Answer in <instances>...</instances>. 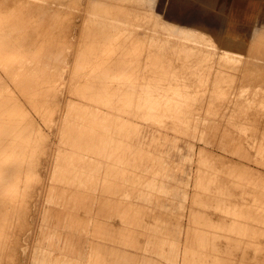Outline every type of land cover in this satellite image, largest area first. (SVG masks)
Listing matches in <instances>:
<instances>
[{"label":"rangeland","instance_id":"rangeland-1","mask_svg":"<svg viewBox=\"0 0 264 264\" xmlns=\"http://www.w3.org/2000/svg\"><path fill=\"white\" fill-rule=\"evenodd\" d=\"M3 1L4 0H0L1 3H3ZM43 1H45V2H42V0L41 1L35 0V2H34V0L33 1L32 0H30V1L26 0V2L24 0H20V2L18 0H15V1L14 0H5L4 2L8 6H6L5 9H2L4 6H2V7L0 6V19H2V20H0L1 21L0 27L3 31H5V32H3L2 30L0 31V33H1L0 39L2 38V40H3V42H2V40H0V50H1L0 51V63L3 64V62L6 60V58H8L9 55H13L12 51L16 47L18 49H22V48L24 50L26 49L24 51V53L19 54V55H21L20 59H23L20 64L22 66H25V69L23 71L22 70L19 71V75H18V71L14 72V73L7 74L6 69H5L6 65L3 64V66H2L0 64V83H1V88H2V91L0 92V95H1L0 96V108H1L0 109V121H1L0 127H2V128H0V130H1L0 131L1 132L0 133V136H1V138H0V140H1L0 149L2 148V150H0V159H1L0 160V167H1L0 171L3 170V168L6 166V162L8 163L10 161L9 163H11L12 161L17 160V158L20 157L19 150L25 144V140H23L24 138L22 139L21 137L30 138L32 136L31 138H34L33 135H30V132H31V134L37 133L36 135L39 138H40V136L45 138L46 140L43 138L41 139L43 141L45 140V142L47 141V138H48V142L46 144L43 143V141L41 142V144H39V142L36 141V143L33 147V149H36V150L34 151L32 149L31 153H29V154H32L31 157H33L35 154V156H37V160L39 159L38 160L39 163L35 160L36 157L31 158L32 160L34 159L33 161L35 163L30 162L31 159L29 160L30 164L31 163L35 164L34 169L36 172L33 171L34 169L32 170V173L34 172L32 175L33 177L30 176L31 174L29 173L27 175L28 180L26 181V179H27L26 176L23 177L24 180H22L23 179L22 176L20 178V176L16 175L18 177L17 179H15L16 176H14V177L10 176V178H8V180L5 181L6 183L3 182L4 183L3 186H2V184L0 185V191L3 192L2 194L5 195L7 193L5 196L9 197L8 203H10V198H11L12 199L11 203H15V201L17 200L16 204H17L18 208H19L20 204H28L29 205V206H27V208H28L27 212L23 213L24 214L23 216H25L26 218L23 217V219H21V220H23V222L21 221L19 223V225L17 226V232L15 233V237H18L20 239V243L22 245L20 248V251H19V260H20V257L23 253L27 254V252L30 253L32 251V246H34V244H37L36 247L40 244L42 239H40L38 235L40 233H42V228H43L44 222L47 220L53 221V220H55L56 217H59L61 219L63 218L64 220H65V218H67V220L70 223V226L77 229V232H79V234L84 237V241L86 238L85 251H86L87 257H86L85 264H100V263H102L103 259H101V258H103L104 253L103 254H101V253L104 252L103 246L105 245V243L111 247H113L115 245L117 246L118 240H120L118 235L120 234L121 228L125 227V225H127L128 227H132L136 224L139 225V222H141L140 228H143V227L155 228L156 226H160V229H161L160 234H162L164 236L168 234V233H166V231H169L170 227L173 226V228H176L175 229L176 230V232H175L176 236L175 237L178 241V245H180V248H183V242L186 240V236H187L188 231L189 230L197 231L196 230L197 228L198 229L200 228L199 231H197V232H199V233L204 232L203 233L204 235H206L207 233H205V232L208 231L210 234H208L209 236L207 238H209V237L212 238L211 237L212 235H213V237H215L214 234H212V232L217 231V228L219 226H222L223 223H226V224H223V225H225L226 229L225 228L223 229L224 226H222L221 227L222 230L219 227L218 231L221 230L222 234H227V236H230V235H228V234H230V232L228 231V228H229L228 226L230 223H232V221H228V222H230V223H228L227 221L224 222L222 220L223 222H221L222 217L218 216V217H220V220H219V218L213 214L214 211H215V213L218 211L216 214H223L224 209H222L223 211L217 210L218 208H217V205H215V203H207V205H206L205 199L202 198L204 200L203 202H205L204 204H202L203 202H202L201 197H199L198 200L196 198V197H198L199 193L202 191H204V192H202L204 194L205 193L206 194L211 193L213 195H217L220 197H222L221 196V194H222L225 196V194H224V193H226L225 191L223 193H219V191L222 192V190L220 189V186L221 187L223 186V188L226 189L228 182H230L231 185L230 184H229L230 186L228 185L229 188H236L237 190L239 188H243L244 190L240 189L241 190L240 192H244V194L248 193L247 196L244 195L243 193H239L238 197L243 196V195L246 196V198L248 197L247 198L248 200H247L243 196V200L244 201L246 200V203L248 204V206H250V203H251V206H253V204H254L253 209L256 210L255 207H257L256 211L259 213L258 214L256 212L258 215V219L262 218L261 224H260V222H258L259 221L258 220L257 222L255 221L254 226H252L253 225L252 221H253V219L257 220L256 219L257 216H256V218L254 217L252 219V215L247 216V214L250 215L252 213L246 212L247 213L246 216L248 218L250 217L249 220L250 219H252V220L249 221L248 219L246 220V218H245V222H243V223L240 222V223L244 224V225H242V228L244 229V230L243 229L242 230L244 232L243 231H242L243 233L241 231H240L241 233L238 232V234H239L238 237L243 239V240H245V239L249 240L248 243H250V244H249V247L247 248L246 251L248 252L250 257H251L250 253L253 252L254 255L252 254V257H251V258H253L252 260L255 261V259H257V260L260 259V263H258V262L257 263L258 264H264V260L262 259V258H264V255H263L264 254V251H263L264 240H262L263 242L261 241V238L264 239L263 238L264 237L263 236L264 230H262V229H264L263 228L264 222L262 223V221H264L263 220L264 210H262V208L264 207V204H262V203H264V199L261 197V195L264 194V191H262V190H264V159H263L264 158V0H261L259 8L257 6L251 7L249 9V11H251L250 14H233V15L227 14L226 8H217V7H214V5L211 6L208 2H206V0L205 1L204 0H140V1L139 0H48V1L43 0ZM46 1L51 3V4L46 3ZM13 2H14V4H13ZM28 2H29V4H28ZM22 3H23V5H22ZM36 3H38L39 6ZM45 3L47 5L49 4L50 6L45 7V5H46ZM32 4H35V6ZM10 5H12V6H10ZM40 5H42V6H40ZM16 6H17V8H16ZM22 6H24V9ZM13 8L14 9L16 8L15 11H13L14 10ZM56 8L59 11L56 10ZM22 9H23V11H22ZM25 9H28L29 11L34 10L35 13H34V11H32L33 13L31 14V11L30 12L28 10L25 11ZM35 9H37L38 11L41 10L42 12L39 11L40 14L37 15L38 11ZM44 9H46V10H44ZM54 9L56 10V12H59V15H57L58 13L54 12L55 11ZM19 10H21V12ZM51 10L54 13H52ZM137 11H139V12H137ZM252 11L254 13H252ZM4 12L6 13V15H3ZM16 12H17V14H16ZM23 12H25L27 14L29 13L28 14L29 17L27 14L25 15V13H23ZM19 13L20 14L22 13L21 16H19V17L16 16V15H19ZM41 13L45 15L44 18H43L44 15H42ZM7 14H9V15H7ZM34 14L37 15L36 18H35ZM53 14L55 16L57 15L56 17L58 19L56 17L52 19V17H54ZM12 15L15 17H13ZM7 16H8V18H7ZM30 16H31V18H30ZM10 17H12L11 20L13 22L10 21ZM23 17H24V20H23L24 23L28 22V25L24 24L25 25L24 27L25 28L27 27L26 29L23 28V26H22L23 22L21 20L23 19ZM38 17L40 19L37 20ZM25 18L26 19L30 18L29 19L30 21L29 20L26 21ZM33 18L35 20H33ZM45 18H46V22L48 19L47 25L49 23L48 26L46 25L47 28L51 27L50 25L54 26L52 28H48V30L50 29L49 32H48L46 27L45 28L43 27L44 24H46ZM41 19L44 21H42ZM55 19H57V20H55ZM3 20H5L6 22ZM39 20H41V21L39 22ZM116 20H117V22H116ZM15 21L17 22L18 25L16 24ZM50 21H52V22H50ZM59 21H61L60 24L59 25L56 24V22L59 23ZM43 22H44V24H43ZM123 22H125V23H123ZM11 23L13 25H16L15 27H17V26L18 27L15 29ZM36 23H38L39 25H42V27L37 28L38 24L35 25ZM110 23L111 24L113 23L112 28H110L111 27ZM10 24H11V26H10ZM29 24H31L35 27L33 28ZM104 24H105V26H104ZM9 27H10L9 30H11V31H9V30L6 31L5 29H8ZM60 27L62 29L64 28L63 31ZM108 27H109V29H108ZM31 28L36 30L39 35L36 33V31L32 30ZM12 29L16 30V32H13L14 30H12ZM20 29H22V31L25 29V31H27V32H24V31L22 32ZM119 29H120V31H118ZM52 30L55 31L56 34L54 33L52 35V33H53ZM57 30H59V31H57ZM96 30L97 31L100 30V31L97 32ZM110 30H111V32H110ZM43 31H44V33H43ZM18 32L20 34H18ZM57 32H58V34H57ZM94 32L95 33L97 32V34H95ZM105 32H106V34H104ZM114 32H116V33H114ZM24 33H28V35L24 34ZM42 34H44V36H41ZM116 34H117V37H116ZM20 35H21V37H20ZM47 35L52 36V37L49 38ZM55 35H56V38L59 39L58 43L61 42L63 45L66 44L65 45L66 47L64 46V49L61 48V47H63L62 44L59 45L58 43H55V44L51 43V42H56L57 39L54 37ZM99 35L101 37H103L104 40L100 41L103 38H100ZM104 35L106 36V38ZM30 36H32V38H34V40L35 39H37V40L33 41V39ZM62 36L64 38H66V40ZM17 37H18V39H17ZM40 37H42L41 38L42 43L40 42V39H39ZM154 37L157 39H155ZM85 38H86V40H85ZM54 39H55V41H52ZM61 39H62V41H60ZM97 39L98 40L100 39L99 40L100 42L96 41ZM105 39H106V41H105ZM8 40H9V42H8ZM107 40H109L110 42L112 41V43H110L108 41V43H109L108 44ZM5 41H7V44L5 43ZM104 41L106 42V44L103 43ZM31 42H32V44H31ZM36 42H37V44H36ZM48 42H49V44H48ZM147 42H148V44H147ZM24 43H26L25 46L28 43L30 45L28 44V46L25 48ZM68 43H69V45H68ZM95 43H97V44H95ZM113 43H115V44H113ZM127 43H129V44H127ZM13 44H14V46H13ZM40 44H42V46L44 45L43 48ZM56 44H58V46H60V47L57 46L58 50H57V48H55L56 46L53 47V45H56ZM98 44L99 45L103 44L102 45L103 47H101V46L99 47ZM8 45H10V46H8ZM47 45H50V46L48 47ZM94 45H96L97 47L96 46L94 47ZM124 45L126 48L124 47ZM46 46L48 47V49L44 48ZM105 46L108 49L106 48V49L102 50V48H105ZM108 46L109 47L111 46L110 49ZM115 46H116V48H115ZM136 46H138V47H136ZM11 47H12V49H11ZM50 48H51V53L49 51ZM53 48H55V49H53ZM95 48H97V49L99 48L100 50L96 49L94 51ZM31 50H32V52H31ZM35 50H37L36 51L37 53H38V50L40 52L38 54H36ZM59 50H60V52H59ZM106 50L109 51L111 54H108L109 52L107 53ZM120 50H121V52H119ZM14 51H18V50L16 49ZM65 51L67 54L65 53ZM93 51L95 54L93 53ZM96 51H97V57L95 56ZM101 51H103V52L101 53ZM131 51H133V52H131ZM144 51H145V53H144ZM3 52H4V54H2ZM26 52H28V53H26ZM30 52H31V54L33 53L34 56L33 55L30 56ZM63 52L65 55L63 54ZM113 52H114V54H113ZM128 52H130L128 54L129 56L127 55ZM16 54L17 53H15V55ZM103 55H104V57H103ZM114 55L117 59H115ZM45 56H46V58H45ZM62 56H63V58H62ZM93 56L95 58H93ZM3 57H4V59H2ZM54 57H55V63H56V60L58 63V64L56 63V65L53 62ZM163 57H164V59H163ZM34 58L35 59L37 58V59L35 60ZM61 58H62V62H61ZM83 58H84V60H83ZM118 58H120V59H118ZM94 59H96V60H94ZM111 59H112V62H111ZM124 59H126V60H124ZM48 60H51V61H48ZM73 60H74V62H73ZM98 60H99V62H98ZM124 61H125V63H123ZM66 62H67V64H66ZM88 62L91 63V65ZM96 62H98V63H96ZM53 63H54V65H53ZM112 63H113V65H112ZM150 63H151V65H150ZM26 64H27V66H26ZM59 64H60V66H59ZM61 64H64L63 67ZM71 64H73L74 66ZM92 64H94V65H92ZM95 64H97V65H95ZM101 64H102V66H101ZM135 64H137V65L135 66ZM105 65H106V68H105ZM108 65H110L109 68H107ZM111 65L113 66V68L111 67ZM131 65H133V66H131ZM22 66L20 67V69H22ZM41 66L42 67L44 66L45 68L43 67V69H42ZM114 66H115V68H114ZM110 67H111V69H110ZM151 67H152V69H151ZM50 68H53L54 70L50 69ZM58 68H59V70H58ZM87 68H89V69H87ZM90 68H92V70H90ZM103 68H104V71H103ZM133 68H134V70H133ZM143 68H144V70H143ZM46 69H47V71H45ZM113 69H115V70L112 71ZM139 69H141V70H139ZM109 70H110V72H109ZM124 70L126 72H124ZM135 70H137V72H135ZM42 71H43V73H42ZM53 71L55 73H53ZM95 71L97 74L95 73ZM107 71H108V73H107ZM128 71L130 74H128ZM20 72H21V75H20ZM25 72L27 75L25 74ZM49 72L50 73L52 72L51 75H53V76L56 75L55 77L58 79L57 84L58 83H60V84H58L56 86L55 84L50 83V87L47 86L48 87L47 91L45 90L47 87H43L45 90L44 91L43 88L39 87V84L41 85L43 83V81H42L43 79H41V78H44L45 75H48V74L50 75ZM87 72L89 74L85 75ZM91 72L94 74H92ZM101 72H103V73H101ZM105 72H106V74H105ZM136 73H137V75H136ZM145 73L148 75H146ZM33 74H34V76H33ZM108 74H110L111 76ZM22 75H23V77H22ZM24 75H26L25 78H24ZM133 75H134V78L132 79ZM32 76H33V80H32ZM149 76H151V77H149ZM86 77H87V79H86ZM108 77H110V78H108ZM125 77L129 82H127ZM138 77H140V78H138ZM145 77H147V78H145ZM23 78L27 81L23 80ZM34 78H35V82H34ZM75 78H76V81H75ZM93 78H94V80H93ZM100 78L101 79L103 78L104 81L101 80ZM114 78L116 81L113 80ZM16 79H17V81H16ZM21 79L23 80V82ZM84 79H86V80L84 81ZM90 79H91V81H90ZM149 79H150V81H149ZM157 79L160 81H157ZM188 79L190 82H188ZM28 80L31 83H29ZM60 80L61 81L64 80L63 81L64 83L61 82ZM96 80L98 82L97 84L101 85V87L96 85ZM119 80H121V81H119ZM19 81L23 84H20ZM69 81H70V83H69ZM89 81H90V83H89ZM108 81H110V83ZM132 81H133V84H132ZM67 82H68V84H67ZM105 82H106V84H105ZM156 82H157V84L155 85ZM185 82L186 83L188 82V83L186 84ZM103 83H104V85H103ZM130 83H131V85H130ZM148 83H149V85H148ZM64 84H65V86H64ZM73 84H74V88L72 86ZM109 84H111V86ZM112 84H114V85H112ZM152 84H153V86H152ZM15 85H16V87H15ZM17 85H18V87H17ZM53 85H55V87H53ZM102 85H103V87H102ZM115 85H117V87H119V88H117ZM24 86H28V87H24ZM37 86H38V88H37ZM69 86H70V89H69ZM107 86H108V88H107ZM134 86H137V88ZM149 86H151V87H149ZM66 87H67V91L69 90V94H67L68 92L66 91ZM148 87H149V90H148ZM19 88H22V89L19 90ZM88 88H91V89H89L90 92H89V90H87ZM154 88H157V89H154ZM57 89L58 90L60 89V90L58 91ZM117 89H118V91H117ZM130 89L132 92L130 91ZM48 90H49V92H48ZM70 90H71V92H70ZM94 90H96V92ZM152 90H154V91H152ZM21 91H23V92H21ZM116 91H117V94L115 93ZM120 91L121 92L123 91V93H120ZM159 91H160V93H159ZM42 92L45 93V96H44V94H42ZM50 92L52 93L51 95H50ZM59 92L61 95L59 94ZM87 92H89V94H87ZM103 92L107 93L106 96L103 95ZM143 92H145V93H143ZM2 93H4L3 94L4 97L2 96ZM53 93H55V94H53ZM76 93H78V94H76ZM92 93L94 95H92ZM110 93H112L113 95L112 94L110 95ZM6 94H7V96H6ZM33 94H34V96H33ZM72 94H74V95H72ZM130 94H131V96H130ZM141 94H143V95L141 96ZM20 95L22 97L23 96L25 97L24 100H25V102L27 101L26 103H24L22 101V98ZM55 95H57L58 97L57 96L55 97ZM68 95H71V96H68ZM132 95H133V97H132ZM144 95L146 96L145 97L146 100L144 98ZM31 96H32V98H31ZM50 96H52V97H50ZM66 96H68V97L66 98ZM90 96H91V98L89 99ZM102 96H104V97H102ZM107 96H108V100H109V98H111L109 100L110 102H108V100L106 98ZM7 97H8V100H7ZM45 97H46L47 101H46ZM130 97H132V98L130 99ZM148 97H150V99ZM157 97H158V99H157ZM33 98L34 99L36 98V99L34 100ZM49 98H52V99L50 100ZM57 98H58V100H57ZM93 98H95V99H93ZM118 98L120 99V101H118L119 100ZM127 98L130 99L131 101L130 100L127 101ZM138 98H139V100L137 101ZM203 98H204V100H203ZM209 98L211 100H209ZM10 99H11V101H9ZM30 99H32V100H30ZM42 99H44L46 102H44V100L42 101ZM82 99H83V101H82ZM141 99H142V101H141ZM147 99H148V102H146ZM151 99L152 100L154 99V100L152 101ZM190 99H191V101H190ZM15 100H19V102L21 101L16 107H15V105L12 104ZM40 100L42 101V103ZM52 100H54L55 102ZM79 100H81L82 102ZM113 100H115V101L113 102ZM161 100H162V102H161ZM184 100H185V102H184ZM187 100H188V102H187ZM124 101L127 103H124ZM249 101H250V103H249ZM251 101H253V102H251ZM33 102H36V103H33ZM56 102H58L57 105H56ZM73 102L75 103L74 105H73ZM76 102L79 103V105H77ZM2 103H4V104L1 105ZM54 103L56 106H54ZM81 103H82V105H81ZM87 103H88V106H87ZM104 103H106V104H104ZM110 103H112V104H110ZM123 103L126 105H124ZM44 104H46V105H44ZM49 104L52 106H50ZM58 104H60V105L62 104V105L60 106ZM127 104H129V105H127ZM133 104L134 105L137 104L136 106L138 108H136ZM145 104H147V105H145ZM151 104H154V105H151ZM198 104H201V106ZM47 105H48V107H47ZM42 106H44V107L42 108ZM53 106H54V108H53ZM57 106H59V108ZM80 106H82V107H80ZM85 106H87L89 108V112L87 110L88 108ZM155 106H156V108L157 107L160 108V121L167 120L169 122H174V123H177L178 125L184 126L187 130L196 129L199 132V135H195V137H193V138H188L187 142H185L187 145L188 151L183 156L184 158H182L181 161H178L177 158H175V160L174 159H166V160L164 159L166 166L168 165V167L170 166L171 168L176 169L177 171L182 173L181 175H183V189H182L183 193H182V196L176 200V202L174 204V208L172 209V212H166V211L162 210L161 208L165 209V206L163 204H166V203L160 201V212H157L159 210L156 208L154 210V213H153L154 217L146 215V216H143L141 219H139V218L134 219L130 215V212H131L130 207H133V205L135 204L134 200L136 199L135 196L138 192V190H137L138 184H137L136 180L138 178L133 177L134 171H132V167L130 165V162L133 161L134 157L132 158L131 150H130V148H128L129 147L128 146L129 145V142H128L129 141V134L126 132L128 130V125L130 123H135V121H130L129 119H127V122H125V127L122 128L121 124H123L125 119H124V115H121V114H124L122 111H125V110L128 111V107H129V110H131V109H137L138 110L139 108L144 109L145 107L146 108H148V107L152 108ZM244 106H245V108H244ZM9 107H11V108H9ZM100 107H101V109H100ZM114 107H116V108H114ZM190 107L191 108L194 107L195 110H193L194 108H192V110H191ZM198 107H200V108H198ZM242 107H243V109H239ZM15 108L17 109V111ZM25 108H27V109L25 110ZM47 108L50 111H48ZM73 108H74V110H72ZM110 108H112V109L110 110ZM20 109H21V111H20ZM43 109H45V110H43ZM55 109H57V110H55ZM64 109H65V111H64ZM187 109L190 112L187 111ZM208 109H211V110H208ZM4 110H6V111H4ZM7 110L9 111V114H11V115L14 113L12 115L13 117L10 115H8V117H7V112H8ZM78 110H79V112L81 111L80 112L81 115L79 114ZM1 111L3 114L1 113ZM85 111H86V113H88V115L85 113ZM98 111L103 116H109L114 122L118 121V120H120V121L123 120V121H122V123L120 122V125H118V127L115 126L116 129L114 128V124H112V130L107 129L105 131V128H104V129H102L103 131H101L99 133L96 130V126H97L96 121L91 120L92 123H90V124L88 122H86L85 123L86 125L81 123L80 119H82V118L86 119L89 116L95 117ZM109 111H111V112H109ZM183 111H184V113H183ZM191 111H192V113H191ZM200 111H201V113H200ZM205 111H207V112H205ZM18 112H19V114H18ZM41 112L43 113V115L41 114ZM50 112H51V114H50ZM175 112H176V114H175ZM52 113H54L55 116ZM82 113H83V115H82ZM202 113H203V115H202ZM226 113H227V115H226ZM20 114L25 116L26 118L23 116L20 117ZM73 114H75V115L77 114L78 118H80V119H78L76 122L69 120L70 116ZM114 114H115V116H114ZM240 114L242 116H240ZM3 115H5L7 118ZM44 115H46V116H44ZM176 115L178 116V118ZM27 116L30 117L29 120L27 119L28 118ZM42 116H43V118H42ZM174 116H175V118H174ZM218 116H219V118H218ZM220 116H222V117L220 118ZM1 117L5 121H3L1 119ZM3 117H5V119ZM18 117H19V119H18ZM40 117H41V120H40ZM44 117L46 120L44 119ZM247 117H248V119L246 120L245 118H247ZM14 118L17 120H15ZM24 118H25V120H24ZM121 118H123V119H121ZM185 118H187V119H185ZM239 119H241V120H239ZM18 120L20 121L19 124H17ZM26 120H28L30 122H28ZM31 120H32V122H31ZM189 120H190V122H189ZM242 120L244 121V124L243 123H237L238 121L243 122ZM13 121L15 123L11 124V122L13 123ZM193 121H194V123H192ZM25 122H26V124H25ZM77 122H78V124H77ZM4 123H5V127H4ZM22 123L27 126L26 129L24 128V125ZM30 123H32V124H30ZM33 123H35V124H33ZM36 123H37V126L34 127L36 125ZM127 123H128V125H127ZM189 123H192V124H190V126H188ZM232 123H234V124H232ZM246 123L252 124V125H250L251 128H249V126ZM29 124H30V126H29ZM240 124L245 125L244 128L243 127L240 128V126H241ZM254 124L255 125L257 124L258 126L257 125L255 126ZM260 124L263 126L261 127ZM11 125L12 126L15 125V126L12 127ZM45 125H47V126H45ZM9 126L12 129H10ZM38 126H40L41 128ZM74 126H75V128H73ZM237 126H239V131H238ZM246 126H248L247 128H249L248 131H247ZM253 126H255V127H253ZM20 127H23V129H21ZM259 127L261 130L259 129ZM72 128H73V130H72ZM230 128H231V130H230ZM234 128H236V129H234ZM254 128H257L259 130L254 131ZM18 129H19V133L21 132L20 134H18V131H17ZM226 129H227V131H226ZM232 129H234V130H232ZM4 130H5V132H4L5 134L3 133ZM28 130H29V132H28ZM44 130H45L46 134L43 133ZM94 130H95V132H94ZM116 130H117V132H116ZM210 130L214 131L216 134V140H214L213 142H211L207 136V133ZM236 130L238 131V133ZM243 130H245V131H243ZM81 131H83V132H81ZM251 131L253 132V134H251L252 133ZM65 132H66V134H65ZM227 132H228V134H227ZM247 132H249L248 133L249 135L247 134ZM256 132H257L258 136H257ZM40 133H42V134H40ZM241 133H243V135H241ZM254 133H255V135H254ZM2 134H4V135H2ZM23 134H24V136H23ZM35 134H34V136L36 137ZM44 134H45V137H44ZM79 134H81V135L79 136ZM178 134H180V133H178ZM5 135H7V137ZM11 135H14V137ZM17 135L19 136L20 139L18 138ZM25 135H27V137ZM67 135H68V137H67ZM244 135H246V136H244ZM3 136L5 137V139ZM85 136H86V138H85ZM252 136H253V138H252ZM107 137L110 139L108 140ZM176 137L177 138H174L172 135H170V137L168 135H165L164 139H162V140L166 142L167 139L171 140V138H174L177 140L182 139L178 135H176ZM244 137H246V138H244ZM250 137H251V139H250ZM254 137H255V139H254ZM256 137H257V139H256ZM17 138H18V140H16ZM34 139L37 140L38 138H34ZM77 139H79V140H77ZM252 139H253V141H252ZM116 140H117V142H116ZM11 141H13V142H11ZM14 141H15V143H14ZM20 141H22L23 143H20ZM83 141L88 142L87 147L90 146L89 149L88 148L86 149V151L84 149H82V152H85V153L88 152L90 154V157L88 159L89 160L88 167L85 169V171L82 173V175H80V177L75 178L74 176H72L70 178V180L73 181L70 184L71 187H67V189L65 187L62 188V184H60L59 178L62 176L64 177L67 174V169L68 170L71 169L69 164H71L72 161L75 162L76 159L78 158L79 155L77 152H79V150H81L80 144ZM99 141H101L100 145H99ZM110 141L112 142V145H111ZM250 141H252V142L250 143ZM12 143L15 144V148H17V147L18 148L15 149L14 145H12ZM70 143L71 144L73 143V144L71 145ZM16 144H17V147H16ZM42 144H44V145L41 146ZM46 145H48V146L46 147ZM5 147H6V150H5ZM39 147H40V149H39ZM202 147H204V148H202ZM41 148H42V150H41ZM58 149H59V151H58ZM203 149H205V150H203ZM207 149H208V151H207ZM230 149H232L233 152H231ZM253 150H254V152H253ZM12 151H13V153L16 151V155L11 153ZM200 151H201V153H200ZM202 151H203V154H202ZM1 152L4 153V154L2 153V155H4V156L1 155ZM119 152H120V154H119ZM212 152H213V154H212ZM9 153H10V155H8ZM204 153L206 155H207V153L208 154L211 153V154L209 156L208 155L205 156ZM199 154L202 156H200ZM203 155H204V159L206 157V160L202 159ZM9 156H11L12 158H14L15 156L16 157H15V159L12 160V158L11 157L9 158ZM197 156H199V158H201V159H199ZM210 156H212V157H210ZM221 156H222V158H221ZM224 156H226L227 158ZM210 158L211 159L214 158L216 160L214 161V159H213L211 162H209L208 163L210 165L209 166V165H207V162H208V159H209V161L211 160ZM220 158L223 160L225 158L227 161H230V162H227L226 160L221 161ZM107 159H109V160H107ZM238 161L240 164H243V165L239 166V164H238L236 166L235 164H236V162L238 163ZM25 162H28V160H26ZM196 162L198 163L197 165H199V166L195 165ZM212 162H214V164L211 165ZM220 162H223V163L221 164ZM94 163H95V165H94ZM203 163H204L205 167L207 165V167H206L207 169L203 166ZM216 163H218L216 166H218L217 168L220 167L219 169H217L215 167ZM231 163H232V165H230ZM223 164H224V167L222 169L221 165H223ZM226 164H228L230 166H228ZM3 165H4V167H3ZM213 165H214V167H213ZM246 165H248V166H246ZM227 166H228V168L229 167L230 168H229V171L225 172L226 170H228L226 168ZM233 166L234 167L236 166L238 168L235 167V169H231V167L234 168ZM243 166L247 167L248 170H247V168L244 169L245 167H243ZM200 167H201V169H200ZM203 167H204V170H206L205 172L203 170ZM210 167H212V168H210ZM208 168H210L211 171L210 170L207 171ZM253 168H255L254 171H252ZM27 169H28V167H27ZM36 169H38V170H36ZM230 169L232 170L233 173H231ZM212 171H214L215 173ZM248 171H251V172H248ZM194 172H195V174H194ZM202 172L204 174H202ZM211 172L213 173L211 176H214V177L210 176ZM261 172H263V173H261ZM199 173H201L202 175ZM205 173H207L208 176ZM226 173H227V175H226ZM217 174H219L220 176L219 175L217 176ZM0 175H2V174H0ZM200 175H201V177L203 175H205L209 179H207L206 177L201 179ZM94 176L96 177V180H95ZM215 176L219 177V179L216 178ZM224 176H226V177H224ZM227 176H229V177H227ZM231 176L233 178L234 177L235 178L229 179ZM238 176H239V178H242V179L239 180ZM254 176H256V177H254ZM98 177H99V179H98ZM222 177L224 179L225 178L226 179L223 180ZM2 178L3 177L0 176V179H2ZM214 178H216V179H214ZM9 179H11V180H9ZM32 179H33V182H32ZM139 179L141 180L142 178L140 177ZM204 179H207V180H209V182H211V181L212 182L209 183V185H208V182H206L207 180L205 181ZM193 180H194V182H193ZM230 180H232L233 182H235L234 180H236V183L234 184ZM241 180H243V181H241ZM246 180H248V181L246 182ZM17 181H18V183H16ZM133 181L136 183H133ZM200 181H205V182H203L204 187H202V188L200 186H203V185H202V182H200ZM216 181H218V182L216 183ZM12 182L15 184L13 185ZM26 182H27V185L29 183V186H31L32 191L29 190L31 193L28 192L26 194V192H23V191L21 192V190H23V188H21V190H19L20 188H17V185L24 187ZM219 182H221V183H219ZM248 182H249V184H248ZM7 183L9 185L8 189H6L8 187V185H6ZM11 183H12V185H10ZM116 183H117V185H116ZM243 183L246 185H243ZM198 185H200V186L198 187ZM236 185H239V186L234 187ZM247 185L252 189L245 190L244 187ZM11 186H12V188H11ZM207 186H209L208 187L209 190L206 188ZM210 186H211V188H210ZM241 186H243V187H241ZM212 187L217 189V191L215 189L214 190L216 192L214 190H212L213 189ZM260 187H262L261 190H260ZM193 188H196V189H193ZM258 188H259V191H258ZM4 189H6V190L4 191ZM17 189H18V191H17ZM201 189H204V190H201ZM249 190H252V193L254 192L253 195H255L254 196L255 199L253 197H251L252 193ZM7 191H9V193ZM194 191L198 195H196ZM47 192H49V193H47ZM255 192H256V194H255ZM259 192H260V194H259ZM13 194H14V196H12ZM19 194H20V196H19ZM30 194H31V196H30ZM201 194L199 196H202ZM218 194H220V195H218ZM226 196H228V195H226ZM257 196H258V199H257ZM13 197L15 198V200L13 199ZM18 197H19V200L17 199ZM21 197H23V199ZM110 198H112V199H110ZM249 198H251L252 200ZM8 199H6V200L8 201ZM200 199H201V201H200L201 203L199 202ZM253 199L254 200L257 199L258 201L257 200L255 201L257 203H254ZM59 200H61V201L58 203ZM259 200H263V202L262 201L260 202ZM163 201H165V199H163ZM23 202H25V203H23ZM62 203H64V208H63ZM111 203L113 206L111 205ZM208 204H209V206H208ZM166 205H168V204H166ZM214 205H215V207H214ZM202 206H203V208H202ZM210 206H211V208H210ZM260 207H261V209H260ZM82 208H83V210H82ZM197 208H199V209H197ZM200 208H202L204 210V213L207 215L210 214L209 212H211V214L209 216L205 215L202 212L204 214V217H205L204 221L203 220H202L203 222L201 221L202 225H199L200 222L198 224V219H199L200 215L203 216L202 213L200 214ZM208 208H210V209H208ZM212 208L213 209L217 208V209L213 210ZM91 209H92V211H90ZM258 209L260 212L258 211ZM206 211H207V213H206ZM72 213H73V215H72ZM226 213H224V214H226ZM75 214H77L76 217H75ZM212 214L214 216L212 218V220H214L215 217H216V219L214 221H212L211 218L210 219L207 218L209 220V221H207L206 217H211ZM9 215H6L7 218L6 217L1 218L0 222H2L4 220V222H2V223H6L8 221V218L10 219L11 215L10 216ZM195 215H197V216L194 217ZM260 216H261V218H259ZM19 217L20 216L13 214L11 219L12 220L14 219L13 221L18 223L20 221ZM4 218H6V220ZM98 218L101 220H99ZM147 218L149 221L146 220ZM229 218L232 219L231 217H229ZM188 219H189V221L191 220L190 223H189ZM192 219L195 221H193ZM201 219H199V221ZM196 220H197V222H196ZM205 220H206V223L204 225ZM240 220H243V218L241 217ZM113 221H115V222H113ZM152 221H153V223H152ZM208 222L210 225L207 224ZM227 223H228V225H227ZM246 223H247V225H246ZM116 224H118L119 226L117 227ZM143 224H146L147 226H143ZM211 224L213 226H211ZM214 224H215V226H217V228L214 226ZM248 224H250L251 226ZM148 225H150V226H148ZM255 225H257V226H255ZM104 226L105 227L108 226V227L105 228ZM200 226L206 227V228L204 229ZM208 226H211L209 228L210 229L212 228L211 229L212 231L208 229ZM230 226H231V224H230ZM115 227H117V228H115ZM231 227H230V229H232ZM245 228L248 229V230L246 229L247 231L250 230V232L245 231ZM259 228H261V229H259ZM253 229H256V230L253 231ZM257 229L260 230L259 233H262V234H258ZM98 230H100V231H98ZM226 230H227V232H226ZM200 231H202V232H200ZM261 231H263V232H261ZM146 232H147V230H146ZM254 232H255V234H254ZM251 233H253V235ZM249 234L252 237L249 236ZM240 235H242V236L240 237ZM243 235L245 236V238L243 237ZM247 235H248V237H247ZM37 237L39 239H37ZM169 237H170V235L168 234L167 238H169ZM234 237H233V239H234ZM238 237L236 235L235 238H238ZM255 237H259V239L257 238V240H256ZM204 238H203L202 242H200V243H202L204 245V243L207 241V244H209L210 238L207 240H206L205 236H204ZM223 238L225 239V236L223 237V235H222L221 239L224 241ZM239 238L237 241H239ZM250 238H252V239H250ZM253 239H254V241H253ZM142 241L140 242V246H142L141 249H143V247L145 246L144 241H143L144 246H143V244L141 245ZM226 241H224L225 244L227 243ZM251 241L253 244H251ZM210 243L212 244L211 239H210ZM256 244H259V245L262 244V246L260 245L262 248ZM254 245H256V247H254ZM251 246H253V247H251ZM100 247H101V249H100ZM205 248H207V246ZM145 249H148V250H146V252L149 253V256L156 257L155 254L152 252L151 245H149L148 247H145ZM256 249H259L258 252L256 251ZM250 251H252V252H250ZM259 251H261V253ZM255 252L257 253V255ZM259 254H262L263 256H261V258H260ZM22 258H23L22 259L23 263L27 262L28 259L26 260L25 256H22ZM99 259H101V261ZM261 259L263 262H261ZM13 260H14V256L12 257L11 261H13ZM102 264H104V263H102ZM175 264H182L181 255H179L177 257Z\"/></svg>","mask_w":264,"mask_h":264},{"label":"bare ground","instance_id":"bare-ground-1","mask_svg":"<svg viewBox=\"0 0 264 264\" xmlns=\"http://www.w3.org/2000/svg\"><path fill=\"white\" fill-rule=\"evenodd\" d=\"M5 1V0H4ZM3 1V3H1L0 2V6L2 7V6H4L2 9H5V7L6 6H8L5 2ZM15 1V0H14ZM19 2H20V0H18ZM25 2H26V0H24ZM30 1V0H29ZM33 1V0H32ZM41 1V0H40ZM48 1V0H47ZM46 1V3H49V2H47ZM140 1V0H139ZM10 2V1H9ZM24 2V3H25ZM34 2H35V0H34ZM42 2H45V1H43L42 0ZM59 2V1H58ZM18 3V2H17ZM45 3V4H46ZM9 4V3H8ZM13 4H14V2H13ZM28 4H29V2H28ZM37 5H38V3H36ZM49 4H51V3H49ZM45 5V7L46 6H50V5ZM110 4V3H109ZM21 5V4H20ZM22 5H23V3H22ZM32 5H34L35 6V4H32ZM10 6H12V5H10ZM15 6V5H14ZM25 6V5H24ZM24 6H22L23 7V9H24ZM39 6V5H38ZM37 6V7H38ZM40 6H42V5H40ZM110 6V5H109ZM44 7V8H45ZM8 8V7H7ZM12 8V7H11ZM16 8H17V6H16ZM15 8V9H16ZM26 8V7H25ZM30 8V7H29ZM28 8V9H29ZM42 8V7H41ZM48 8V7H47ZM50 8V7H49ZM58 8V7H57ZM56 8V10H58ZM10 9V8H9ZM8 9V10H9ZM14 9V8H13ZM15 9L13 10V11H15ZM21 9V8H20ZM23 9H22V11H23ZM28 9H25V11H27ZM34 9V8H33ZM38 9V8H37ZM37 9H35V10H37ZM61 9V8H60ZM108 9V8H107ZM44 10H46V9H44ZM43 10V11H44ZM48 10V9H47ZM55 10V9H54ZM56 10L54 11L55 13H58L57 15H59V12H56ZM143 10V9H142ZM3 11V10H2ZM6 11V10H5ZM11 11V10H10ZM9 11V12H10ZM12 11V12H13ZM20 12H21V10H19ZM29 11V10H28ZM31 11V10H30ZM29 11V12H30ZM32 11H34V10H32ZM31 11V14L33 13ZM38 11V10H37ZM39 11H41V10H39ZM39 11H38V13H37V15H39L40 13H39ZM52 11V10H51ZM59 11V10H58ZM61 11V10H60ZM121 11V10H120ZM8 12V13H9ZM42 12V11H41ZM53 11H52V13H54ZM116 12V11H115ZM118 12V11H117ZM137 12H139V11H137ZM3 13V12H2ZM15 13V12H14ZM23 13H25V12H23ZM34 13H35V11H34ZM51 13V12H50ZM11 14V13H10ZM16 14H17V12H16ZM22 14V13H21ZM21 14L19 13V15H16V16H21ZM27 13H25V15H26ZM29 14V13H28ZM27 14V15H28ZM42 14V13H41ZM48 14V13H47ZM3 15H6V13L4 12V14ZM7 15H9V14H7ZM24 15V14H23ZM24 15V16H25ZM35 15V18H36V14H34ZM42 15H44V14H42ZM41 15V16H42ZM56 15V16H57ZM140 15V14H139ZM11 16V15H10ZM13 16V15H12ZM33 16V15H32ZM40 16V17H41ZM53 16L54 17H52V19L53 18H55L56 16L53 14ZM128 16V15H127ZM5 17V16H4ZM13 17H15V16H13ZM26 17V16H25ZM28 17H29V15H28ZM34 17V16H33ZM45 17V15L43 16V18ZM7 18H8V16H7ZM6 18V19H7ZM11 18L12 17H10V21H12L11 20ZM22 18V17H21ZM30 18H31V16H30ZM29 18V19H30ZM57 18V17H56ZM5 19V20H6ZM26 19V18H25ZM29 19H26V21L27 20H29ZM38 19H40L39 17L37 18V20ZM58 19V18H57ZM57 19H55V20H57ZM0 20H2V19H0ZM5 20H3V21H5ZM24 17H23V19L21 20L22 22H23V28H25L24 26V24H27L28 25V22L26 23H24ZM33 20H35L34 18H33ZM42 20V19H41ZM41 20H39V22L41 21ZM50 20V19H49ZM7 21V20H6ZM5 21V22H6ZM17 21V20H16ZM15 21V22H16ZM20 21V20H19ZM30 21V20H29ZM32 21V20H31ZM42 21H44V20H42ZM53 21V20H52ZM52 21H50V22H52ZM114 21V20H113ZM124 21V20H123ZM126 21V20H125ZM1 22V21H0ZM13 22V21H12ZM18 22V21H17ZM17 22H16V24H17ZM37 22V21H36ZM38 22V23H39ZM45 22H46V18H45ZM47 22H48V19H47ZM47 22H46V24H44V22H43V24H44V28L46 27V25H47ZM60 22L61 21H59V23H57L56 22V24H60ZM116 22H117V20H116ZM115 22V23H116ZM4 23V22H3ZM31 23V22H30ZM38 23H36L35 25H37ZM114 23V22H113ZM113 23L111 24V27L110 28H112V25H113ZM123 23H125V22H123ZM122 23V24H123ZM2 24V23H1ZM12 24V23H11ZM11 24H10V26H11ZM20 24V23H19ZM42 24V23H41ZM51 24V23H50ZM108 24V23H107ZM117 24V23H116ZM3 25V24H2ZM1 25V26H2ZM5 25V24H4ZM8 25V24H7ZM6 25V26H7ZM13 25V24H12ZM18 25V24H17ZM26 25V26H27ZM29 25H31V24H29ZM48 25H49V23H48ZM47 25V26H48ZM54 25V24H53ZM102 25V24H101ZM100 25V26H101ZM5 26V27H6ZM14 26V28L16 29L17 27H15L16 25H13ZM33 28L35 27V26H33V25H31ZM38 27L37 28H39V27H42V25H37ZM51 27H48V28H52V27H54V26H52V25H50ZM104 26H105V24H104ZM4 27V26H3ZM20 27V26H19ZM57 27V26H56ZM12 28V27H11ZM27 28V27H26ZM25 28V29H26ZM33 28H31L32 30H34ZM47 28V27H46ZM48 28H47V30H48ZM61 28V27H60ZM104 28V27H103ZM4 29V28H3ZM10 29V27L8 28V29H5L6 31H8ZM25 29L23 30L24 32H27V31H25ZM62 29V28H61ZM64 29V28H63ZM63 29H62V31H63ZM108 29H109V27H108ZM121 29V28H120ZM120 29L118 30V31H120ZM2 29H1V27H0V31H1ZM12 30H14V29H12ZM21 31H22V29H20ZM29 30V29H28ZM42 30V29H41ZM44 30V29H43ZM46 30V29H45ZM50 30V29H49ZM49 30H48V32H49ZM3 31V30H2ZM9 31H11V30H9ZM22 31V32H23ZM34 31H36V30H34ZM33 31V32H34ZM53 31V30H52ZM57 31H59V30H57ZM61 31V30H60ZM97 31V30H96ZM100 30H98L97 32H99ZM107 31V30H106ZM109 31V30H108ZM3 32H5V31H3ZM13 32H16V30H14ZM12 32V33H13ZM31 32V31H30ZM32 32V33H33ZM97 32L95 33V34H97ZM110 32H111V30H110ZM109 32V33H110ZM113 32V31H112ZM7 33V32H6ZM29 33V32H28ZM28 33H24V34H27L28 35ZM36 33L38 34V32L36 31ZM43 33H44V31H43ZM47 33V32H46ZM55 33V31H53V33H52V35ZM63 33V32H62ZM65 33V32H64ZM114 33H116V32H114ZM135 33V32H134ZM17 34V33H16ZM18 34H20L19 32H18ZM41 34V33H40ZM49 34V33H48ZM56 34V33H55ZM57 34H58V32H57ZM61 34V33H60ZM99 34V33H98ZM104 34H106V32L104 33ZM108 34V33H107ZM113 34V33H112ZM120 34V33H119ZM0 35H1V33H0ZM7 35V34H6ZM36 35V34H35ZM39 35V34H38ZM51 35V34H50ZM62 35V34H61ZM115 35V34H114ZM37 36V35H36ZM41 36H44V34H42ZM48 36V35H47ZM46 36V37H47ZM94 36V35H93ZM100 36V35H99ZM105 36V35H104ZM124 36V35H123ZM3 37V36H2ZM16 37V36H15ZM20 37H21V35H20ZM27 37V36H26ZM31 38H32V36H30ZM38 37V36H37ZM49 38L50 37H52V36H48ZM55 38H56V35L54 36ZM63 37V36H62ZM115 37V36H114ZM116 37H117V34H116ZM8 38V37H7ZM12 38V37H11ZM28 38V37H27ZM36 38V37H35ZM42 37H40L39 39H40V42H41V39ZM59 38V37H58ZM64 38V37H63ZM100 38H103V37H101L100 36ZM105 38H106V36H105ZM108 38V37H107ZM124 38V37H123ZM127 38V37H126ZM138 38V37H137ZM155 38V37H154ZM6 39V38H5ZM13 39V38H12ZM17 39H18V37H17ZM33 39V41H36L37 39H35L34 40V38H32ZM31 39V40H32ZM44 39V38H43ZM47 39V38H46ZM53 39V38H52ZM57 39V38H56ZM65 40H66V38H64ZM109 39V38H108ZM115 39V38H114ZM155 39H157V38H155ZM0 40H2V38L0 39ZM16 40V39H15ZM24 40V39H23ZM58 40L59 39H57L56 40V42H51V43H58ZM85 40H86V38H85ZM100 40V39H99ZM98 39L96 40V41H98V42H100V41H102V40H104V38L103 39H101L100 41H99ZM112 40V39H111ZM13 41V40H12ZM46 41V40H45ZM51 41V40H50ZM52 41H55V39L54 40H52ZM60 41H62V39L60 40ZM105 41H106V39H105ZM103 42L104 44H106V42ZM108 41L109 40H107V43H108ZM116 41V40H115ZM114 41V42H115ZM118 41V40H117ZM149 41V40H148ZM2 42H3V40H2ZM8 42H9V40H8ZM39 42V41H38ZM64 42V41H63ZM90 42V41H89ZM92 42V41H91ZM94 42V41H93ZM97 42V43H98ZM110 42V41H109ZM124 42V41H123ZM157 42V41H156ZM5 43L7 44V41H5ZM42 43V42H41ZM46 43V42H45ZM65 43V42H64ZM97 43H95V44H97ZM110 43H112V41L110 42ZM136 43V42H135ZM12 44V43H11ZM25 44L26 43H24V46H25ZM29 44V43H28ZM28 44L25 46V48L28 46ZM31 44H32V42H31ZM36 44H37V42H36ZM39 44V43H38ZM48 44H49V42H48ZM59 45H61L62 43L61 42H59L58 43ZM58 44H56V45H53V47L54 46H56L55 48H57V46H58ZM109 44V43H108ZM113 44H115V43H113ZM127 44H129V43H127ZM126 44V45H127ZM147 44H148V42H147ZM146 44V45H147ZM157 44V43H156ZM22 45V44H21ZM30 45V44H29ZM41 46H42V44H40ZM39 45V46H40ZM52 45V44H51ZM66 45V44H65ZM65 45H63L62 44V46L63 47H61V48H63L64 49V46ZM68 45H69V43H68ZM99 45V44H98ZM103 45V44H102ZM102 45H99V47L101 46V47H103ZM117 45V44H116ZM136 45V44H135ZM155 45V44H154ZM8 46H10V45H8ZM13 46H14V44H13ZM23 46V47H24ZM44 46V45H43ZM43 46H42V48H43ZM48 47L50 46V45H47ZM44 47V48H47L48 49V47ZM96 45H94V47H95ZM107 46V45H106ZM105 46V48H102V50L103 49H106L107 47ZM112 46V45H111ZM110 46V47H111ZM123 46V45H122ZM133 46V45H132ZM52 47V46H51ZM58 47H60V46H58ZM66 47V46H65ZM97 47V46H96ZM109 47V46H108ZM110 47H109V49H110ZM118 47V46H117ZM124 47H125V45H124ZM123 47V48H124ZM136 47H138V46H136ZM21 48V47H20ZM55 48H53V49H55ZM79 48V47H78ZM93 48V47H92ZM115 48H116V46H115ZM126 48V47H125ZM134 48V47H133ZM142 48V47H141ZM147 48V47H146ZM145 48V49H146ZM5 49V48H4ZM11 49H12V47H11ZM18 50V51H14V50ZM60 49V48H59ZM97 48H95L94 49V51L96 50ZM99 49V48H98ZM97 49V50H98ZM108 49V48H107ZM112 49V48H111ZM9 50V49H8ZM26 50V49H25ZM23 48L22 49H18L17 47L15 48V49H13V55H9L8 56V58H6V60L3 62V64H5L6 66H5V69H6V73L7 74H10V73H14V72H17L18 71V75H19V71L20 70H24L25 69V66H22L20 63L22 62V60L23 59H20L21 58V55H19V54H22V53H24V51H25ZM29 50V49H28ZM40 50V49H39ZM38 50V53L40 52ZM57 50H58V48H57ZM100 50V49H99ZM160 50V49H159ZM1 51V50H0ZM37 50H35V53L36 54H38L37 52H36ZM50 53H51V48H50ZM48 51V52H49ZM94 51H93V53H94ZM107 51V50H106ZM111 51V50H110ZM123 51V50H122ZM140 51V50H139ZM154 51V50H153ZM31 52H32V50H31ZM31 52H30V56L31 55H33V53L31 54ZM34 52V51H33ZM53 52V51H52ZM59 52H60V50H59ZM92 52V51H91ZM90 52V53H91ZM103 51H101V53H102ZM109 51H107V53H108ZM115 52V51H114ZM114 52H113V54H114ZM119 52H121V50L119 51ZM131 52H133V51H131ZM152 52V51H151ZM11 53V52H10ZM15 53H17L16 55H15ZM26 53H28V52H26ZM25 53V54H26ZM56 53V52H55ZM65 53H66V51H65ZM100 53V54H101ZM116 53V52H115ZM130 52H128L127 53V55L129 54ZM144 53H145V51H144ZM154 53V52H153ZM2 54H4V52L2 53ZM48 54V53H47ZM54 54V53H53ZM63 54H64V52H63ZM67 54V53H66ZM85 54V53H84ZM95 54V53H94ZM99 54V55H100ZM108 54H111L110 52L108 53ZM120 54V53H119ZM125 54V53H124ZM27 55V54H26ZM45 55V54H44ZM57 55V54H56ZM55 55V56H56ZM65 55V54H64ZM76 55V54H75ZM102 55V54H101ZM105 55V54H104ZM104 55H103V57H104ZM117 55V54H116ZM123 55V54H122ZM121 55V56H122ZM144 55V54H143ZM142 55V56H143ZM159 55V54H158ZM34 56V55H33ZM41 56V55H40ZM43 56V55H42ZM86 56V55H85ZM96 57H97V51H96V55H95ZM108 56V55H107ZM126 56V55H125ZM129 56V55H128ZM132 56V55H131ZM150 56V55H149ZM7 57V56H6ZM37 57V56H36ZM53 57V56H52ZM66 57V56H65ZM102 57V58H103ZM106 57V56H105ZM114 57H115V55H114ZM26 58V57H25ZM41 58V57H40ZM45 58H46V56H45ZM57 58V57H56ZM62 58H63V56H62ZM62 58H61V62H62ZM93 58H95L94 56H93ZM101 58V59H102ZM112 58V57H111ZM125 58V57H124ZM145 58V57H144ZM153 58V57H152ZM2 59H4V57L2 58ZM33 59V58H32ZM35 59V58H34ZM37 59V58H36ZM35 59V60H36ZM53 59V58H52ZM66 59V58H65ZM107 59V58H106ZM113 59V58H112ZM112 59H111V62H112ZM115 59H117L116 57H115ZM118 59H120V58H118ZM130 59V58H129ZM155 59V58H154ZM163 59H164V57H163ZM47 60V59H46ZM83 60H84V58H83ZM94 60H96V59H94ZM100 60V59H99ZM99 60H98V62H99ZM124 60H126V59H124ZM128 60V59H127ZM144 60V59H143ZM169 60V59H168ZM30 61V60H29ZM48 61H51V60H48ZM87 61V60H86ZM117 61V60H116ZM115 61V62H116ZM137 61V60H136ZM173 61V60H172ZM25 62V61H24ZM35 62V61H34ZM38 62V61H37ZM54 63H55V57H54V61H53ZM73 62H74V60H73ZM93 62V61H92ZM95 62V61H94ZM98 62H96V63H98ZM105 62V61H104ZM109 62V61H108ZM119 62V61H118ZM117 62V63H118ZM133 62V61H132ZM139 62V61H138ZM142 62V61H141ZM144 62V61H143ZM152 62V61H151ZM54 63H53V65H54ZM56 63H57V60H56ZM56 63H55V65H56ZM76 63V62H75ZM89 63V62H88ZM87 63V64H88ZM122 63V62H121ZM123 63H125V61L123 62ZM127 63V62H126ZM163 63V62H162ZM1 64V63H0ZM3 64H1L2 66H3ZM24 64V63H23ZM28 64V63H27ZM27 64H26V66H27ZM39 64V63H38ZM46 64V63H45ZM50 64V63H49ZM58 64V63H57ZM66 64H67V62H66ZM65 64V65H66ZM90 65H91V63H89ZM109 64V63H108ZM111 64V63H110ZM25 65V64H24ZM31 65V64H30ZM40 65V64H39ZM62 65V67H63V65L64 64H61ZM71 65H73V64H71ZM76 65V64H75ZM86 65V64H85ZM92 65H94V64H92ZM95 65H97V64H95ZM112 65H113V63H112ZM111 65V67L113 68V66ZM134 65V64H133ZM133 65H131V66H133ZM137 64H135V66H136ZM150 65H151V63H150ZM167 65V64H166ZM1 66V67H2ZM8 66V67H7ZM22 66V69H20V67ZM32 66V65H31ZM38 66V65H37ZM59 66H60V64H59ZM58 66V67H59ZM74 66V65H73ZM88 66V65H87ZM101 66H102V64H101ZM100 66V67H101ZM109 66L110 65H108V67L107 68H109ZM122 66V65H121ZM120 66V67H121ZM125 66V65H124ZM141 66V65H140ZM139 66V67H140ZM158 66V65H157ZM40 67V66H39ZM42 67V66H41ZM44 67V66H43ZM43 67H42V69H43ZM52 67V66H51ZM86 67V66H85ZM89 67V66H88ZM97 67V66H96ZM111 67H110V69H111ZM117 67V66H116ZM128 67V66H127ZM146 67V66H145ZM4 68V67H3ZM27 68V67H26ZM45 68V67H44ZM60 68V67H59ZM59 68H58V70H59ZM68 68V67H67ZM79 68V67H78ZM105 68H106V65H105ZM114 68H115V66H114ZM124 68V67H123ZM135 68V67H134ZM134 68H133V70H134ZM164 68V67H163ZM41 69V68H40ZM50 69H53V68H50ZM57 69V68H56ZM81 69V68H80ZM87 69H89V68H87ZM127 69V68H126ZM137 69V68H136ZM147 69V68H146ZM149 69V68H148ZM151 69H152V67H151ZM54 70V69H53ZM57 70V71H58ZM61 70V69H60ZM73 70V69H72ZM90 70H92V68H90ZM95 70V69H94ZM115 69H113L112 71H114ZM139 70H141V69H139ZM143 70H144V68H143ZM45 71H47V69L45 70ZM52 71V70H51ZM63 71V70H62ZM88 71V70H87ZM97 71V70H96ZM96 71H95V73H96ZM101 71V70H100ZM103 71H104V68H103ZM121 71V70H120ZM146 71V70H145ZM149 71V70H148ZM147 71V72H148ZM153 71V70H152ZM151 71V72H152ZM32 72V71H31ZM81 72V71H80ZM84 72V71H83ZM93 72V71H92ZM91 72V73H92ZM109 72H110V70H109ZM123 72V71H122ZM124 72H126L125 70H124ZM135 72H137V70H135ZM3 73V72H2ZM37 73V72H36ZM39 73V72H38ZM42 73H43V71H42ZM50 73V72H49ZM52 73V72H51ZM51 73H50V75L48 74V75H45V77L44 78H41V79H43L42 81H43V83L40 85L39 84V87L40 88H43V87H50V83L51 84H55L56 86L58 85V84H60V83H58L57 84V81H58V79L55 77L56 75H51ZM53 73H55L54 71H53ZM62 73V72H61ZM101 73H103V72H101ZM100 73V74H101ZM107 73H108V71H107ZM25 74H26V72H25ZM47 74V73H46ZM70 74V73H69ZM72 74V73H71ZM81 74V73H80ZM87 74H89L88 72L85 74V75H87ZM92 74H94V73H92ZM97 74V73H96ZM105 74H106V72H105ZM128 74H130L129 73V71H128ZM146 74V73H145ZM20 75H21V72H20ZM27 75V74H26ZM26 75H24V78H25V76ZM32 75V74H31ZM60 75V74H59ZM79 75V74H78ZM108 75H110V74H108ZM121 75V74H120ZM135 75V74H134ZM134 75H133V77H132V79L134 78ZM136 75H137V73H136ZM135 75V76H136ZM146 75H148V74H146ZM155 75V74H154ZM29 76V75H28ZM33 76H34V74H33ZM33 76H32V80H33ZM37 76V75H36ZM35 76V77H36ZM72 76V75H71ZM84 76V75H83ZM103 76V75H102ZM111 76V75H110ZM132 76V75H131ZM141 76V75H140ZM13 77V76H12ZM22 77H23V75H22ZM39 77V76H38ZM62 77V76H61ZM124 77V76H123ZM129 77V76H128ZM137 77V76H136ZM149 77H151V76H149ZM16 78V77H15ZM23 78V80H25ZM69 78V77H68ZM106 78V77H105ZM108 78H110V77H108ZM112 78V77H111ZM138 78H140V77H138ZM142 78V77H141ZM145 78H147V77H145ZM155 78V77H154ZM60 79V78H59ZM71 79V78H70ZM86 79H87V77H86ZM86 79H84V81L86 80ZM101 79V78H100ZM125 79H126V77H125ZM152 79V78H151ZM160 79V78H159ZM196 79V78H195ZM22 80V79H21ZM23 80H22V82H23ZM31 80V81H32ZM37 80V79H36ZM62 80V79H61ZM60 80V81H61ZM80 80V79H79ZM93 80H94V78H93ZM98 80V79H97ZM97 80H96V85H98V86H100L101 87V85H99V84H97L98 82H97ZM101 80H103V78L101 79ZM100 80V81H101ZM113 80H115V78L113 79ZM127 80V79H126ZM146 80V79H145ZM155 80V79H154ZM16 81H17V79H16ZM25 81H27V80H25ZM64 81V80H63ZM63 81H61V82H63ZM75 81H76V78H75ZM90 81H91V79H90ZM90 81H89V83H90ZM104 81V80H103ZM116 81V80H115ZM119 81H121V80H119ZM131 81V80H130ZM143 81V80H142ZM149 81H150V79H149ZM157 81H160V80H158L157 79ZM185 81V80H184ZM14 82V81H13ZM12 82V83H13ZM20 82V81H19ZM28 82H29V80H28ZM34 82H35V78H34ZM56 82V83H55ZM78 82V81H77ZM93 82V81H92ZM109 83H110V81H108ZM107 82V83H108ZM123 82V81H122ZM127 82H129L128 80H127ZM126 82V83H127ZM136 82V81H135ZM188 82H190L189 81V79H188ZM187 82V83H188ZM27 83V82H26ZM25 83V84H26ZM29 83H31V82H29ZM28 83V84H29ZM64 83V82H63ZM69 83H70V81H69ZM73 83V82H72ZM140 83V82H139ZM186 83V82H185ZM186 83V84H187ZM15 84V83H14ZM20 84H23V83H21L20 82ZM66 84V83H65ZM65 84H64V86H65ZM67 84H68V82H67ZM83 84V83H82ZM95 84V83H94ZM102 84V83H101ZM105 84H106V82H105ZM115 84V83H114ZM114 84H112V85H114ZM129 84V83H128ZM132 84H133V81H132ZM135 84V83H134ZM157 84V82L155 83V85ZM12 85V84H11ZM33 85V84H32ZM36 85V84H35ZM55 85H53V87H55ZM70 85V84H69ZM93 85V84H92ZM103 85H104V83H103ZM103 85H102V87H103ZM110 86H111V84H109ZM130 85H131V83H130ZM129 85V86H130ZM142 85V84H141ZM148 85H149V83H148ZM183 85V84H182ZM185 85V84H184ZM34 86V85H33ZM73 86V88H74V84L72 85ZM88 86V85H87ZM97 86V87H98ZM116 87H117V85H115ZM152 86H153V84H152ZM15 87H16V85H15ZM17 87H18V85H17ZM24 87H28V86H24ZM48 87L45 89L46 91H47V89H48ZM114 87V86H113ZM115 87V88H116ZM134 87H136L137 88V86H134ZM147 87V86H146ZM149 87H151V86H149ZM149 87H148V90H149ZM12 88V87H11ZM33 88V87H32ZM37 88H38V86H37ZM39 88V89H40ZM57 88V87H56ZM72 88V87H71ZM95 88V87H94ZM107 88H108V86H107ZM117 88H119V87H117ZM153 88V87H152ZM20 89H22V88H19V90ZM69 89H70V86H69ZM89 89H91V88H88L87 90H89ZM102 89V88H101ZM123 89V88H122ZM127 89V88H126ZM154 89H157V88H154ZM25 90V89H24ZM43 90H44V88H43ZM44 90V91H45ZM51 90V89H50ZM56 90V89H55ZM58 90V89H57ZM60 90V89H59ZM58 90V91H59ZM120 90V89H119ZM143 90V89H142ZM2 91V88H1V83H0V92ZM9 91V90H8ZM7 91V92H8ZM14 91V90H13ZM32 91V90H31ZM35 91V90H34ZM43 91V92H44ZM66 91H67V87H66ZM85 91V90H84ZM95 92H96V90H94ZM99 91V90H98ZM106 91V90H105ZM117 91H118V89H117ZM117 91L115 92L116 94H117ZM129 91V90H128ZM130 91H131V89H130ZM135 91V90H134ZM152 91H154V90H152ZM5 92V91H4ZM6 92V93H7ZM21 92H23V91H21ZM29 92V91H28ZM42 92V94H44V96H45V93H43ZM48 92H49V90H48ZM68 93L67 94H69V90L67 91ZM70 92H71V90H70ZM77 92V91H76ZM89 92H90V90H89ZM89 92H87V94H89ZM110 92V91H109ZM108 92V93H109ZM132 92V91H131ZM130 92V93H131ZM156 92V91H155ZM197 92V91H196ZM13 93V92H12ZM32 93V92H31ZM65 93V92H64ZM105 92H103V95H105L106 96V94L107 93H105ZM120 93H123V91L121 92L120 91ZM141 93V92H140ZM143 93H145V92H143ZM159 93H160V91H159ZM212 93V92H211ZM3 94L4 93H2V96H3ZM41 94V95H42ZM52 93L50 92V95H51ZM53 94H55V93H53ZM59 94H60V92H59ZM76 94H78V93H76ZM97 94V93H96ZM112 93H110V95H111ZM125 94V93H124ZM138 94V93H137ZM155 94V93H154ZM198 94V93H197ZM40 95V94H39ZM61 95V94H60ZM59 95V96H60ZM72 95H74V94H72ZM92 95H94L93 93H92ZM99 95V94H98ZM102 95V94H101ZM100 95V96H101ZM109 95V94H108ZM113 95V94H112ZM121 95V94H120ZM123 95V94H122ZM128 95V94H127ZM143 94H141V96H142ZM159 95V94H158ZM210 95V94H209ZM220 95V94H219ZM218 95V96H219ZM1 96V95H0ZM6 96H7V94H6ZM21 96V95H20ZM33 96H34V94H33ZM57 95H55V97H56ZM68 96H71V95H68ZM68 96H66V98L68 97ZM97 96V95H96ZM124 96V95H123ZM130 96H131V94H130ZM157 96V95H156ZM155 96V97H156ZM4 97V96H3ZM16 97V96H15ZM50 97H52V96H50ZM58 97V96H57ZM95 97V96H94ZM102 97H104V96H102ZM132 97H133V95H132ZM132 97H130V99L132 98ZM139 97V96H138ZM146 96L144 95V98H145ZM159 97V96H158ZM158 97H157V99H158ZM21 98H22V101L24 102V103H26L25 102V100H24V96L22 97L21 96ZM27 98V97H26ZM30 98V97H29ZM31 98H32V96H31ZM43 98V97H42ZM74 98V97H73ZM84 98V97H83ZM91 98V96L89 97V99ZM99 98V97H98ZM97 98V99H98ZM107 98V100H108V96L106 97ZM121 98V97H120ZM137 98V97H136ZM149 99H150V97H148ZM3 99V98H2ZM1 99V100H2ZM6 99V98H5ZM18 99V98H17ZM34 99V98H33ZM36 99V98H35ZM34 99V100H35ZM45 99H46V97H45ZM50 100L52 99V98H49ZM93 99H95V98H93ZM111 98H109V100H110ZM113 99V98H112ZM115 99V98H114ZM119 99V98H118ZM126 99V98H125ZM130 99H128L127 98V101H129ZM155 99V98H154ZM153 99V100H154ZM197 99V98H196ZM7 100H8V97H7ZM30 100H32V99H30ZM38 100V99H37ZM44 99H42V101H43ZM49 100V101H50ZM57 100H58V98H57ZM73 100V99H72ZM71 100V101H72ZM75 100V99H74ZM102 100V99H101ZM108 100V102H110ZM116 100V99H115ZM115 100H113V102L115 101ZM139 100V98L137 99V101ZM145 100H146V98H145ZM152 100V99H151ZM152 100V101H153ZM189 100V99H188ZM188 100H187V102H188ZM203 100H204V98H203ZM209 100H211L210 98H209ZM9 101H11V99L9 100ZM41 101V100H40ZM42 101H41V103H42ZM46 101H47V99H46ZM45 100H44V102H46ZM52 101H54V100H52ZM66 101V100H65ZM79 101H81V100H79ZM82 101H83V99H82ZM81 101V102H82ZM103 101V100H102ZM105 101V100H104ZM118 101H120V99L118 100ZM117 101V102H118ZM131 101V100H130ZM135 101V100H134ZM141 101H142V99H141ZM160 101V100H159ZM164 101V100H163ZM190 101H191V99H190ZM199 101V100H198ZM21 102V101H20ZM19 102V100H15L12 104L13 105H15V107L20 103ZM38 102V101H37ZM55 102V101H54ZM59 102V101H58ZM58 102H56V105H57V103ZM75 102V101H74ZM73 102V105L75 104ZM94 102V101H93ZM99 102V101H98ZM107 102V101H106ZM112 102V103H113ZM123 102V101H122ZM146 102H148V99H147V101ZM145 102V103H146ZM161 102H162V100H161ZM180 102V101H179ZM184 102H185V100H184ZM206 102V101H205ZM208 102V101H207ZM210 102V101H209ZM251 102H253V101H251ZM11 103V102H10ZM9 103V104H10ZM33 103H36V102H33ZM40 103V104H41ZM50 103V102H49ZM86 103V102H85ZM112 103H110V104H112ZM124 103H127V102H125L124 101ZM123 103V104H124ZM182 103V102H181ZM204 103V102H203ZM216 103V102H215ZM249 103H250V101H249ZM248 103V104H249ZM4 103H2L1 105H3ZM39 104V105H40ZM52 104V103H51ZM65 104V103H64ZM76 104L77 105H79V103H77L76 102ZM104 104H106V103H104ZM117 104V103H116ZM131 104V103H130ZM210 104V103H209ZM44 105H46V104H44ZM50 105V104H49ZM55 105V103H54V106H56ZM58 105H60V104H58ZM62 105V104H61ZM60 105V106H61ZM72 105V106H73ZM81 105H82V103H81ZM124 105H126V104H124ZM127 105H129V104H127ZM134 105V104H133ZM137 104H135L134 106L136 107V108H138L137 106H136ZM145 105H147V104H145ZM149 105V104H148ZM151 105H154V104H151ZM157 105V104H156ZM198 105H200L201 106V104H198ZM10 106V105H9ZM28 106V105H27ZM50 106H52V105H50ZM49 106V107H50ZM54 106H53V108H54ZM87 106H88V103H87ZM87 106H85V107H87ZM94 106V105H93ZM99 106V105H98ZM141 106V105H140ZM2 107V106H1ZM44 106H42V108H43ZM47 107H48V105H47ZM58 108H59V106H57ZM56 107V108H57ZM78 107V106H77ZM80 107H82V106H80ZM84 107V108H85ZM110 107V106H109ZM108 107V108H109ZM160 107V106H159ZM9 108H11V107H9ZM41 108V109H42ZM57 108V109H58ZM61 108V107H60ZM64 108V107H63ZM88 108V107H87ZM106 108V107H105ZM113 108V107H112ZM112 108H110V110L112 109ZM114 108H116V107H114ZM142 108V107H141ZM191 108V107H190ZM192 108H194V107H192ZM192 108H191V110H192ZM198 108H200V107H198ZM197 108V109H198ZM211 108V107H210ZM233 108V107H232ZM237 108V107H236ZM244 108H245V106H244ZM1 109V108H0ZM14 109V108H13ZM16 109V108H15ZM24 109V108H23ZM27 108H25V110H26ZM30 109V108H29ZM57 109H55V110H57ZM81 109V108H80ZM83 109V108H82ZM100 109H101V107H100ZM185 109V108H184ZM234 109V108H233ZM239 109H243V107L242 108H239ZM248 109V108H247ZM11 110V109H10ZM38 110V109H37ZM43 110H45V109H43ZM47 110H48V108H47ZM46 110V111H47ZM72 110H74V108L72 109ZM88 110V112H89V108L87 109ZM93 110V109H92ZM91 110V111H92ZM105 110V109H104ZM119 110V109H118ZM124 110V109H123ZM186 110V109H185ZM193 110H195V108L193 109ZM200 110V109H199ZM203 110V109H202ZM208 110H211V109H208ZM4 111H6V110H4ZM8 111V110H7ZM16 111H17V109H16ZM19 111V110H18ZM20 111H21V109H20ZM48 111H50V110H48ZM64 111H65V109H64ZM63 111V112H64ZM100 111V110H99ZM99 111L97 112V114H96V116L95 117H92V116H89L88 118H86V119H84V118H82V119H80V118H78V115L76 114H73V115H71L70 116V119L69 120H71V121H74V122H76L78 119H80L81 120V123L82 124H85L86 122H88L89 124L90 123H92V121H96L97 122V126H96V130L98 131V133L99 132H101V131H103L102 129H104L105 128V131L108 129V130H112V124H114V128L116 129V127H118V125H120V122L122 123V121H120V120H118V121H113L109 116H103V115H101L100 113H99ZM115 111V110H114ZM113 111V112H114ZM163 111V110H162ZM187 111H189L188 109H187ZM11 112V111H10ZM26 112V111H25ZM30 112V111H29ZM39 112V111H38ZM43 112V111H42ZM41 112V114L43 115V113ZM57 112V111H56ZM73 112V111H72ZM78 112H79V110H78ZM81 112V111H80ZM80 112H79V114H80ZM109 112H111V111H109ZM124 114H121V115H124V122H123V124H121L122 125V128H124L125 127V122H127V119H129L130 121H135V123H130L129 125H128V123H127V125H128V130H127V132L126 133H128L129 134V147L128 148H130V150H131V154H132V158H133V161L132 162H130V165H131V167H132V171H134L133 173H134V176L133 177H137L138 179L136 180V182H137V184H138V186H137V190H138V192H137V194H136V199L134 200L135 201V204L133 205V207H130L131 208V212H130V215H131V217H133L134 219L136 218V219H141L143 216H146V215H148V216H151V217H154V215H153V213H154V210L157 208L159 211H157V212H160V201L161 202H164V203H166V204H168V205H166V204H163L164 206H165V209L164 208H161L162 210H164V211H166V212H172V209L174 208V204H175V202H176V200L179 198V197H181L182 196V193H183V175H181L182 173L181 172H179V171H177L176 169H174V168H171L170 166L168 167V165L166 166V164H165V160L166 159H174L175 160V158H177L178 159V161H181L182 160V158H184L183 156L186 154V152L188 151V149H187V145H186V143L185 142H187V140H188V138H193V137H195V135H199V132L196 130V129H194V130H187L184 126H182V125H178L177 123H174V122H169V121H167V120H163V121H160V108H156V106L155 107H148V108H144V109H131V110H129V107H128V111H122ZM173 112V111H172ZM179 112V111H178ZM186 112V111H185ZM190 112V111H189ZM205 112H207V111H205ZM1 113H2V111H1ZM17 113V112H16ZM21 113V112H20ZM48 113V112H47ZM77 113V112H76ZM85 113H86V111H85ZM94 113V112H93ZM102 113V112H101ZM174 113V112H173ZM183 113H184V111H183ZM191 113H192V111H191ZM197 113V112H196ZM200 113H201V111H200ZM209 113V112H208ZM215 113V112H214ZM3 114V113H2ZM14 114V113H13ZM12 114V115H13ZM18 114H19V112H18ZM26 114V113H25ZM28 114V113H27ZM50 114H51V112H50ZM53 115H54V113H52ZM87 115H88V113H86ZM104 114V113H103ZM162 114V113H161ZM172 114V113H171ZM175 114H176V112H175ZM8 115H10V116H12L11 114H9V111L7 112V117H8ZM62 115V114H61ZM81 115V114H80ZM82 115H83V113H82ZM85 115V114H84ZM190 115V114H189ZM197 115V114H196ZM195 115V116H196ZM202 115H203V113H202ZM224 115V114H223ZM226 115H227V113H226ZM230 115V114H229ZM3 116H5V115H3ZM21 116H23V115H21L20 114V117ZM44 116H46V115H44ZM48 116V115H47ZM55 116V115H54ZM63 116V115H62ZM114 116H115V114H114ZM170 116V115H169ZM177 116V115H176ZM185 116V115H184ZM194 116V115H193ZM240 116H242L241 114H240ZM6 117V116H5ZM5 117H3L4 119H5ZM6 117V118H7ZM13 117V116H12ZM23 117H25V116H23ZM28 117V116H27ZM53 117V116H52ZM222 116H220V118H221ZM239 117V116H238ZM26 118V117H25ZM25 118H24V120H25ZM38 118V117H37ZM42 118H43V116H42ZM47 118V117H46ZM117 118V117H116ZM174 118H175V116H174ZM177 118H178V116H177ZM194 118V117H193ZM210 118V117H209ZM213 118V117H212ZM218 118H219V116H218ZM240 118V117H239ZM244 118V117H243ZM1 119H2V117H1ZM11 119V118H10ZM15 119V118H14ZM13 119V120H14ZM18 119H19V117H18ZM22 119V118H21ZM28 120L30 119V117H28L27 118ZM32 119V118H31ZM44 119H45V117H44ZM121 119H123V118H121ZM136 119V120H135ZM185 119H187V118H185ZM228 119V118H227ZM231 119V118H230ZM246 120L248 119V117L247 118H245ZM3 120V119H2ZM15 120H17V119H15ZM14 120V121H15ZM28 120H26V121H28ZM40 120H41V117H40ZM46 120V119H45ZM92 120V121H91ZM162 120V119H161ZM182 120V119H181ZM215 120V119H214ZM222 120V119H221ZM239 120H241V119H239ZM3 121H5V120H3ZM13 121V123L11 122V124H14L15 122ZM36 121V120H35ZM34 121V122H35ZM43 121V120H42ZM186 121V120H185ZM192 121V120H191ZM243 121V120H242ZM1 122V121H0ZM8 122V121H7ZM28 122H30V121H28ZM27 122V123H28ZM31 122H32V120H31ZM37 122V121H36ZM47 122V121H46ZM184 122V121H183ZM189 122H190V120H189ZM221 122V121H220ZM9 123V122H8ZM20 123V121L18 120V123L17 124H19ZM48 123V122H47ZM192 123H194V121L192 122ZM192 123H189V125L188 126H190V124H192ZM237 123H243L244 124V121L243 122H241V121H238ZM10 124V123H9ZM23 124V123H22ZM21 124V125H22ZM25 124H26V122H25ZM30 124H32V123H30ZM30 124H29V126H30ZM33 124H35V123H33ZM77 124H78V122H77ZM139 124V125H138ZM188 124V123H187ZM230 124V123H229ZM232 124H234V123H232ZM242 124V125H243ZM248 126H249V128H251L250 127V125H252V124H248V123H246ZM1 125V124H0ZM8 125V124H7ZM24 125V124H23ZM86 125V124H85ZM94 125V124H93ZM198 125V124H197ZM238 125V124H237ZM241 125V124H240ZM239 125V126H240ZM240 126V128L241 127H243L244 128V126L245 125H243V126ZM255 125V124H254ZM257 125V124H256ZM255 125V126H256ZM261 125V124H260ZM12 126V125H11ZM15 125H13L12 127H14ZM19 126V125H18ZM37 126V123H36V125L34 126V127H36ZM41 126V125H40ZM40 126H38V127H40ZM45 126H47V125H45ZM49 126V125H48ZM89 126V125H88ZM116 126V127H115ZM138 126V127H137ZM192 126V125H191ZM239 126H237L238 127V131H239ZM248 126H246V128L248 127ZM255 126H253V127H255ZM258 126V125H257ZM263 125H261V127H262ZM4 127H5V123H4ZM10 127V126H9ZM26 125H24V128L26 129ZM33 127V128H34ZM60 127V126H59ZM77 127V126H76ZM121 127V126H120ZM203 127V126H202ZM0 128H2V127H0ZM18 128V127H17ZM21 129H23V127H20ZM41 128V127H40ZM70 128V127H69ZM73 128H75V126L73 127ZM73 128H72V130H73ZM83 128V127H82ZM192 128V127H191ZM249 128H247V131H248V129ZM7 129V128H6ZM10 129H12L11 127H10ZM14 129V128H13ZM35 129V128H34ZM60 129V128H59ZM77 129V128H76ZM84 129V128H83ZM234 129H236V128H234ZM234 129H232V130H234ZM259 129H260V127H259ZM259 129H257V128H254V131H258ZM37 130V129H36ZM71 130V131H72ZM81 130V129H80ZM230 130H231V128H230ZM242 130V129H241ZM253 130V129H252ZM261 130V129H260ZM1 131V130H0ZM7 131V130H6ZM18 131V134H20L19 133V129L17 130ZM22 131V130H21ZM24 131V130H23ZM27 131V130H26ZM59 131V130H58ZM90 131V130H89ZM126 131V130H125ZM226 131H227V129H226ZM237 131V130H236ZM238 131H237V133H238ZM243 131H245V130H243ZM250 131V130H249ZM5 132V130L3 131V133ZM8 132V131H7ZM10 132V131H9ZM15 132V131H14ZM25 132V131H24ZM28 132H29V130H28ZM42 132V131H41ZM81 132H83V131H81ZM91 132V131H90ZM89 132V133H90ZM94 132H95V130H94ZM116 132H117V130H116ZM230 132V131H229ZM252 132V131H251ZM260 132V131H259ZM1 133V132H0ZM43 133H45V130H44V132ZM87 133V132H86ZM178 133H180V134H178ZM240 133V132H239ZM249 132H247V134H248ZM261 133V132H260ZM259 133V134H260ZM5 134V133H4ZM4 134H2V135H4ZM8 134V133H7ZM34 134L35 133H33V134H31V132H30V135H33V137L34 138H38L37 140H35L34 138H25V137H21L23 140H25V144L21 147V149L19 150V153H20V157L19 158H17V160H15V161H12L11 163H7L6 161V166L4 167V165H3V170H1L0 171V174H2V175H0L1 177H3L2 179H0V185L2 184V186H3V182H5L6 180H8V178H10V176H12V177H14V176H16V175H18V176H20V178H21V176H22V178L23 177H25L26 176V181L28 180V174L30 173L31 175L30 176H32L33 175V173L34 172H36L35 171V169H34V166H35V164H30L29 163V160L31 159V158H34V157H36V161L38 162V160H37V156H35V154H34V156L33 157H31L32 156V154H29V153H31V151H32V149H33V147H34V145H35V143H36V141H38L39 142V144H41V142L43 141V140H41L43 137H41L40 136V138L39 137H37V133L35 134L36 135V137L34 136ZM40 134H42V133H40ZM46 134V133H45ZM45 134H44V137H45ZM65 134H66V132H65ZM84 134V133H83ZM96 134V133H95ZM102 134V133H101ZM227 134H228V132H227ZM232 134V133H231ZM251 134H253V132L251 133ZM256 134H257V132H256ZM60 135V134H59ZM81 134H79V136H80ZM165 135H168L169 137H170V135H172L174 138H177L176 137V135H178V136H180L182 139L181 140H177V139H174V138H171V140H168L167 139V141L165 142V141H163L162 139H164V136ZM194 135V136H193ZM238 135V134H237ZM241 135H243V133H241ZM249 135V134H248ZM254 135H255V133H254ZM253 135V136H254ZM6 137H7V135H5ZM11 136H13L14 137V135H11ZM16 136V135H15ZM18 136V135H17ZM21 136V135H20ZM23 136H24V134H23ZM26 137H27V135H25ZM47 136V135H46ZM77 136V135H76ZM89 136V135H88ZM109 136V135H108ZM207 136H208V139L211 141V142H213L214 140H216V134H215V132L214 131H209L208 133H207ZM244 136H246V135H244ZM253 136H252V138H253ZM257 136H258V134H257ZM4 137V136H3ZM10 137V136H9ZM12 137V138H13ZM67 137H68V135H67ZM75 137V136H74ZM92 137V136H91ZM242 137V136H241ZM260 137V136H259ZM258 137V138H259ZM0 138H1V136H0ZM11 138V137H10ZM18 138H19V136H18ZM18 138L16 139V140H18ZM85 138H86V136H85ZM106 138V137H105ZM244 138H246V137H244ZM249 138V137H248ZM4 139H5V137H4ZM15 139V138H14ZM20 139V138H19ZM21 139V140H22ZM43 139H45V138H43ZM81 139V138H80ZM88 139V138H87ZM107 139L109 140L110 138H108L107 137ZM238 139V138H237ZM250 139H251V137H250ZM254 139H255V137H254ZM256 139H257V137H256ZM11 140V139H10ZM46 140V139H45ZM45 140L43 141V143H47L48 142V138H47V141L45 142ZM70 140V139H69ZM77 140H79V139H77ZM240 140V139H239ZM249 140V139H248ZM259 140V139H258ZM4 141V140H3ZM59 141V140H58ZM95 141V140H94ZM246 141V140H245ZM252 141H253V139H252ZM252 141H250V143L252 142ZM263 141V140H262ZM0 142H1V140H0ZM9 142V141H8ZM11 142H13V141H11ZM10 142V143H11ZM73 142V141H72ZM100 142L101 141H99V145H100ZM111 142V141H110ZM109 142V143H110ZM116 142H117V140H116ZM120 142V141H119ZM3 143V142H2ZM7 143V142H6ZM9 143V144H10ZM14 143H15V141H14ZM20 143H23L22 141H20ZM69 143V142H68ZM76 143V142H75ZM88 142L87 141H83V142H81V146H80V148H81V150H79V152H77L78 153V158L76 159V161L74 162V161H72L71 162V164H69L70 165V167H71V169L70 170H68L67 169V174L63 177H60L59 178V182H60V184H62V188L63 187H65L66 189H67V187H71L70 186V184L73 182L72 180H70V178L72 177V176H74L75 178L76 177H80V175H82V173L85 171V169L88 167V162H89V157H90V154L88 153V152H82V149H84L85 151H86V149L88 148L89 149V147L90 146H88L87 147V144ZM245 143V142H244ZM248 143V142H247ZM8 144V145H9ZM38 144V145H39ZM71 144V143H70ZM73 144V143H72ZM71 144V145H72ZM91 144V143H90ZM114 144V143H113ZM12 145H14V148H15V144H13L12 143ZM11 145V146H12ZM21 145V144H20ZM44 144H42L41 146H43ZM60 145V144H59ZM79 145V144H78ZM92 145V144H91ZM110 145V144H109ZM111 145H112V142H111ZM110 145V146H111ZM233 145V144H232ZM5 146V145H4ZM48 145H46V147H47ZM62 146V145H61ZM66 146V145H65ZM69 146V145H68ZM248 146V145H247ZM263 146V145H262ZM10 147V146H9ZM13 147V146H12ZM16 147H17V144H16ZM37 147V146H36ZM35 147V148H36ZM45 147V148H46ZM60 147V146H59ZM122 147V146H121ZM199 147V146H198ZM18 148V147H17ZM17 148H15V149H17ZM44 148V147H43ZM112 148V147H111ZM124 148V147H123ZM202 148H204V147H202ZM233 148V147H232ZM254 148V147H253ZM11 149V148H10ZM39 149H40V147H39ZM64 149V148H63ZM95 149V148H94ZM116 149V148H115ZM200 149V148H199ZM263 149V148H262ZM261 149V150H262ZM0 150H2V148L0 149ZM5 150H6V147H5ZM13 150V149H12ZM34 151L36 150V149H33ZM41 150H42V148H41ZM46 150V149H45ZM203 150H205V149H203ZM231 150V152H233V150L232 149H230ZM11 151V150H10ZM38 151V150H37ZM58 151H59V149H58ZM66 151V150H65ZM199 151V150H198ZM207 151H208V149H207ZM206 151V152H207ZM9 152V151H8ZM94 152V151H93ZM215 152V151H214ZM253 152H254V150H253ZM2 153L3 152H1V155H2ZM6 153V152H5ZM11 153H13V151L11 152ZM76 153V152H75ZM108 153V152H107ZM200 153H201V151H200ZM260 153V152H259ZM4 154V153H3ZM13 154H15L16 155V151L13 153ZM29 154V155H28ZM68 154V153H67ZM70 154V153H69ZM119 154H120V152H119ZM202 154H203V151H202ZM205 154V153H204ZM211 153H207V155L209 156ZM212 154H213V152H212ZM215 154V153H214ZM217 154V153H216ZM255 154V153H254ZM8 155H10V153L8 154ZM123 155V154H122ZM200 155V154H199ZM206 154H205V156H207ZM221 155V154H220ZM2 156H4V155H2ZM18 156V155H17ZM65 156V155H64ZM116 156V155H115ZM200 156H202V155H200ZM218 156V155H217ZM11 156H9V158H10ZM16 157V156H15ZM15 157L14 158H12V160L13 159H15ZM56 157V156H55ZM109 157V156H108ZM127 157V156H126ZM198 158H199V156H197ZM210 157H212V156H210ZM224 157H226V156H224ZM259 157V156H258ZM61 158V157H60ZM107 158V157H106ZM216 158V157H215ZM221 158H222V156H221ZM220 158V160L221 161H224V160H226L225 158H224V160L223 159H221ZM227 158V157H226ZM230 158V157H229ZM260 158V157H259ZM7 159V158H6ZM5 159V160H6ZM110 159V158H109ZM109 159H107V160H109ZM165 159V160H164ZM199 159H201V158H199ZM202 159H204V155H203V158ZM211 159V158H210ZM214 159V158H213ZM213 159H211L210 161H209V159H208V162H207V165H209L208 163L209 162H211ZM233 159V158H232ZM264 159V158H263ZM262 159V160H263ZM1 160V159H0ZM8 160V159H7ZM26 160H28V162H25ZM34 160V159H33ZM32 159L30 160V162H34ZM204 160H206V157H205V159ZM216 159H214V161H215ZM4 161V160H3ZM2 161V162H3ZM227 161V160H226ZM233 161V160H232ZM244 161V160H243ZM36 162V163H37ZM95 162V161H94ZM114 162V161H113ZM206 162V161H205ZM217 162V161H216ZM227 162H230V161H227ZM234 162V161H233ZM35 163V162H34ZM39 163V162H38ZM107 163V162H106ZM201 163V162H200ZM221 164L223 163V162H220ZM105 164V163H104ZM180 164V163H179ZM198 163L196 162V164L195 165H197ZM212 164H214V162H212L211 163V165ZM218 163H216L215 164V167L217 168L218 166H216ZM225 164V163H224ZM224 164L223 165H221V167H222V169H223V167H224ZM239 164V166H241V165H243V164H240L239 163V161H238V163L236 162V166ZM94 165H95V163H94ZM110 165V164H109ZM113 165V164H112ZM207 165H206V167H207ZM226 165H228V164H226ZM225 165V166H226ZM230 165H232V163L230 164ZM230 165H228V166H230ZM38 166V165H37ZM197 166H199V165H197ZM196 166V167H197ZM203 166L205 167V165H204V163H203ZM210 166V165H209ZM220 166V165H219ZM228 166L226 167L228 170H226L225 172H227V171H229V168H228ZM235 166V167H236ZM246 166H248V165H246ZM27 167H28V169H27ZM108 167V166H107ZM202 167V166H201ZM201 167H200V169H201ZM204 167H203V170H204ZM205 167V168H206ZM213 167H214V165H213ZM234 167V166H233ZM235 167L234 168H232L231 167V169H235ZM243 167H245V166H243ZM1 168V167H0ZM65 168V167H64ZM210 168H212V167H210ZM210 168H208V170L207 171H209L210 170ZM220 168V167H219ZM219 168H217V169H219ZM236 168H238V167H236ZM247 167H245L244 169H246ZM34 169V170H33ZM207 169V168H206ZM214 169V168H213ZM230 169V171H231V173H233L232 172V170ZM252 169V168H251ZM254 169L255 168H253V170L252 171H254ZM32 170L34 171L33 173H32ZM36 170H38V169H36ZM114 170V169H113ZM124 170V169H123ZM196 170V169H195ZM238 170V169H237ZM241 170V169H240ZM247 170H248V168H247ZM257 170V169H256ZM206 170H204V172H205ZM211 171V170H210ZM219 171V170H218ZM235 171V170H234ZM260 171V170H259ZM38 172V171H37ZM64 172V171H63ZM212 172H214V171H212ZM210 173V176L213 174V173ZM217 172V171H216ZM248 172H251V171H248ZM197 173V172H196ZM215 173V172H214ZM222 173V172H221ZM245 173V172H244ZM257 173V172H256ZM255 173V174H256ZM261 173H263V172H261ZM125 174V173H124ZM194 174H195V172H194ZM199 174H201V173H199ZM202 174H204L203 172H202ZM201 174V175H202ZM206 175H207V173H205ZM230 174V173H229ZM228 174V175H229ZM243 174V173H242ZM241 174V175H242ZM254 174V173H253ZM35 175V174H34ZM86 175V174H85ZM201 175H200V177H201ZM215 175V174H214ZM219 174H217V176H218ZM226 175H227V173H226ZM245 175V174H244ZM258 175V174H257ZM261 175V174H260ZM208 176V175H207ZM220 176V175H219ZM222 176V175H221ZM240 176V175H239ZM239 176H238V178H239ZM252 176V175H251ZM33 177V176H32ZM95 177V176H94ZM142 178L141 180L139 179V178ZM196 177V176H195ZM194 177V178H195ZM204 177H206L205 175H203L202 177H201V179L202 178H204ZM211 177H214V176H211ZM216 177V176H215ZM224 177H226V176H224ZM227 177H229V176H227ZM237 177V176H236ZM241 177V176H240ZM254 177H256V176H254ZM262 177V176H261ZM18 177L16 176L15 177V179H17ZM84 178V177H83ZM207 178V177H206ZM216 178H218L219 179V177H216ZM216 178H214V179H216ZM231 178H233L232 176L229 178V179H231ZM235 178V177H234ZM233 178V179H234ZM13 179V178H12ZM98 179H99V177H98ZM207 179H209V178H207ZM207 179H204L205 181L207 180ZM211 179V178H210ZM221 179V178H220ZM222 179L223 180H225L223 177H222ZM232 179V180H233ZM240 179H242V178H239V180ZM250 179V178H249ZM254 179V178H253ZM260 179V178H259ZM9 180H11V179H9ZM22 180H24V178L22 179ZM95 180H96V177H95ZM213 180V179H212ZM232 180H230L232 183H236V180H234L235 182H233ZM258 180V179H257ZM20 181V180H19ZM30 181V180H29ZM106 181V180H105ZM135 181V180H134ZM133 181V183H136V182H134ZM205 181H200V182H202V185H203V182H205ZM241 181H243V180H241ZM240 181V182H241ZM248 180H246V182H247ZM254 181V180H253ZM8 182V181H7ZM11 182V181H10ZM14 182V181H13ZM12 182V183H13ZM32 182H33V179H32ZM31 182V183H32ZM95 182V181H94ZM193 182H194V180H193ZM199 182V183H200ZM206 182H208V185H209V183H211V182H209V180H207ZM218 181H216V183H217ZM245 182V181H244ZM6 183V182H5ZM12 183L10 184V185H12ZM16 183H18V181L16 182ZM30 183V184H31ZM111 183V182H110ZM198 183V184H199ZM214 183V182H213ZM215 183V184H216ZM219 183H221V182H219ZM224 183V182H223ZM222 183V184H223ZM226 183V182H225ZM252 183V182H251ZM15 183H13V185H14ZM51 184V183H50ZM104 184V183H103ZM206 184V183H205ZM230 184V182H228V185ZM233 184V185H234ZM248 184H249V182H248ZM259 184V183H258ZM261 184V183H260ZM6 185H8V183L6 184ZM94 185V184H93ZM110 185V184H109ZM108 185V186H109ZM116 185H117V183H116ZM197 185V184H196ZM201 185V184H200ZM200 185H198V187L200 186ZM226 185V184H225ZM226 186V189H224L223 188V186L221 187L220 186V189L222 190V192H220L219 191V193H223L224 191L226 192V193H224L225 194V196L224 195H222L221 194V196L222 197H220V196H217V195H213V194H211V193H208V194H204V193H202V192H204V191H202V192H200L199 193V195L201 194L202 196H199L195 191V194L196 195H198V197H196L197 198V200H198V198L199 197H201V199L202 198H204L205 199V202H203L204 200L202 199V204H206L207 205V203H215V205H217V208H215V209H217V210H220V211H223L222 209H224V213H226V214H216L215 213V211H214V215H216L217 217L218 216H220V217H222V219H221V222H228V221H232V223H230V222H228V223H230L231 224V226H230V224H229V228H228V231L230 232V234H228V235H230V236H227V234H222V226H224L223 227V229L225 228V225H223V224H226V223H221L222 224V226H219L220 228H221V230L220 231H218V228H217V226H215V224L217 223H215L214 224V226L217 228V231H213L212 232V234H214V236L215 237H213V235L211 236L212 238H210L211 239V242H212V244L210 243V239L209 238H207L209 235L208 234H210L208 231H206L205 233H207L206 235H204L203 233H199V232H197V231H199V229L197 228L196 230L197 231H195V230H189L188 231V233H187V236H186V240L183 242V248H180V245H178V241H177V239H176V228H173V226H171L170 227V230L169 231H166V233H168L169 235H170V237L169 238H167L168 237V234L167 235H162V234H160L161 233V229H160V226H156L155 228H153V227H148V228H145V227H143V228H140V223L141 222H139V225L138 224H136V225H134V226H132V227H128L127 225H125V227H122L121 228V230H120V234L118 235V237L120 238V240H118V244H117V246L115 245V246H113V247H111V246H109V245H107L106 243H105V245L103 246L104 247V252H102L101 254H103V258H101V259H103L102 260V263H104V264H175L176 263V259H177V257L179 256V255H181V257H182V264H258V263H260V259L259 260H257V259H255V261L254 260H252L253 258H251L252 257V254H253V252L252 251H250V252H252V253H250L251 254V257H250V255L248 254V252L246 251L247 250V248L249 247V244L250 243H248L249 242V240H247V239H245V240H243V239H241V238H239L238 237V232H242L244 229L242 228V225H244V224H242L243 222H245V218H246V220L248 219L249 220V218L247 217V216H251L252 215V219L255 217L256 218V216H257V220H255V219H253V221H252V223H253V225L252 226H254V223H255V221L257 222L258 220V222H260V224H261V216L259 217V218H261V219H258V215H257V207H255V209L256 210H254L253 208H254V204H253V206H251V203H250V206H248V204L246 203V200L244 201L243 200V196L244 195H246L247 196V194L248 193H246V194H244V192H240L241 190L240 189H243V188H239L238 190L236 189V188H229V186L231 185H229V186ZM243 185H246V184H244L243 183ZM5 186V185H4ZM33 186V185H32ZM61 186V185H60ZM107 186V185H106ZM213 186V185H212ZM237 186H239V185H236V186H234V187H237ZM251 186V185H250ZM259 186V185H258ZM16 187V186H15ZM94 187V186H93ZM201 188L202 187H204V185L203 186H200ZM208 187L209 186H207L206 188L208 189ZM225 187V186H224ZM233 187V186H232ZM241 187H243V186H241ZM9 188V185H8V187L6 188V189H8ZM11 188H12V186H11ZM17 188H20L19 190H21V188H23V190H21V192L23 191V192H26V194L28 193V192H30V191H32L31 190V186H29V183H28V185H27V182L25 183V185H24V187H21L20 185H17ZM61 188V189H62ZM134 188V187H133ZM197 188V187H196ZM196 188H193V189H196ZM210 188H211V186H210ZM213 188V187H212ZM218 188V187H217ZM245 188V190H248V189H252V188H250L248 185L247 186H245L244 187ZM254 188V187H253ZM261 188L262 187H260V190H261ZM6 189H4V191L6 190ZM33 189V188H32ZM36 189V188H35ZM65 189V190H66ZM199 189V188H198ZM215 188H213L212 190H214ZM219 189V188H218ZM219 189V190H220ZM255 189V188H254ZM30 190V191H29ZM52 190V189H51ZM201 190H204V189H201ZM209 190V189H208ZM211 190V189H210ZM216 191H217V189H215ZM214 190V191H215ZM229 192H227V191ZM244 190V189H243ZM257 190V189H256ZM14 191V190H13ZM17 191H18V189H17ZM74 191V190H73ZM200 191V190H199ZM206 191V190H205ZM215 191V192H216ZM249 191H251V193H252V190H249ZM258 191H259V188H258ZM262 191H264V190H262ZM8 193H9V191H7ZM35 192V191H34ZM133 192V191H132ZM198 192V191H197ZM257 192V191H256ZM256 192H255V194H256ZM3 192L2 191H0V220H1V218H3V217H6V215H9L10 216V219L8 218V221L6 222V223H2V222H4V220L2 221V222H0V264H85V261H86V251H85V241H86V238H85V241H84V237L82 236V235H80L79 234V232H77V229H75V228H73V227H71L70 226V223H69V221L67 220V218H65V220L62 218H59V217H56L55 218V220H47V221H45L44 222V224H43V228H42V233H40L38 236H39V238L40 239H42L41 240V242H40V244L36 247V245L37 244H34V246H32V251L30 252V253H28L27 252V254L26 253H23L22 255H21V257H20V260H19V251H20V248H21V243H20V239L18 238V237H15V233L17 232V226L19 225V223L22 221L23 222V220H21V219H23V217H25V216H23L24 214L23 213H25V212H27V210H28V208H27V206H29L28 204H20V206H19V208H18V206H17V200L15 201V203H11V201H12V199L10 198V203H8L9 202V197H6L5 195L7 194H2ZM31 193V192H30ZM47 193H49V192H47ZM73 193V192H72ZM239 193H243L244 195L243 196H240V197H238V195H239ZM250 193V194H251ZM11 194V193H10ZM15 194V193H14ZM14 194L12 195V196H14ZM23 194V193H22ZM82 194V193H81ZM84 194V193H83ZM254 194V192L252 193V195H251V197H253L254 199H255V195H253ZM259 194H260V192H259ZM16 195V194H15ZM18 195V194H17ZM218 195H220V194H218ZM226 195H228V196H226ZM8 196V195H7ZM11 196V195H10ZM11 196V197H12ZM19 196H20V194H19ZM27 196V195H26ZM30 196H31V194H30ZM93 196V195H92ZM108 196V195H107ZM246 196H244L245 198H246ZM249 196V195H248ZM16 197V196H15ZM58 197V196H57ZM82 197V196H81ZM261 197L264 199V194L263 195H261ZM8 199V201L6 200V199ZM22 199H23V197H21ZM83 198V197H82ZM98 198V197H97ZM244 198V199H245ZM248 198V197H247ZM246 198V199H247ZM13 199L15 200V198L13 197ZM18 200H19V197L17 198ZM95 199V198H94ZM110 199H112V198H110ZM163 199H165V201H163ZM201 199L199 200V202L201 201ZM249 199H251V198H249ZM253 199V200H254ZM257 199H258V196H257ZM256 199V200H257ZM26 200V199H25ZM122 200V199H121ZM207 200V201H206ZM248 200V199H247ZM252 200V199H251ZM250 200V201H251ZM256 200H254L253 202L254 203H257V202H255ZM24 201V200H23ZM61 200H59L58 201V203L60 202ZM115 201V200H114ZM258 201V200H257ZM260 202L262 201L263 202V200H259ZM198 202V201H197ZM198 202V203H199ZM23 203H25V202H23ZM128 203V202H127ZM192 203V202H191ZM194 203V202H193ZM201 203V202H200ZM114 204V203H113ZM262 204H264V203H262ZM261 204V205H262ZM62 205H63V208H64V203H62ZM111 205H112V203H111ZM211 205V204H210ZM215 205H214V207H215ZM256 205V204H255ZM260 205V206H261ZM80 206V205H79ZM113 206V205H112ZM120 206V205H119ZM208 206H209V204H208ZM212 206V205H211ZM211 206H210V208H211ZM257 206V205H256ZM259 206V205H258ZM196 207V206H195ZM198 207V206H197ZM252 207V208H251ZM262 207V206H261ZM261 207H260V209H261ZM202 208H203V206H202ZM202 208H200V214L203 212L204 213V210L202 209ZM205 208V207H204ZM210 208H208V209H210ZM264 208V207H263ZM262 208V210H264ZM197 209H199V208H197ZM196 209V210H197ZM206 209V208H205ZM213 209V208H212ZM215 209H213V210H215ZM64 210V209H63ZM82 210H83V208H82ZM202 210V211H201ZM88 211V210H87ZM90 211H92V209L90 210ZM111 211V210H110ZM198 211V210H197ZM196 211V212H197ZM209 211V210H208ZM212 211V210H211ZM219 211V212H220ZM258 211H259V209H258ZM113 212V211H112ZM213 212V211H212ZM248 212H251L252 214H247ZM257 212V213H256ZM260 212V211H259ZM71 213V212H70ZM106 213V212H105ZM202 213V214H203ZM206 213H207V211H206ZM210 214H211V212H209ZM222 213V212H221ZM17 215V216H20L19 218H20V221L18 222V223H16L15 221H13L11 218H12V215ZM91 214V213H90ZM97 214V213H96ZM158 214V213H157ZM162 214V213H161ZM199 214V213H198ZM205 214V213H204ZM204 214H203V216H201L200 215V217H199V219H201L202 217V219L199 221V219H198V224H199V222H200V224L199 225H202L201 224V221L203 220L204 221V219H205V217H204ZM210 214H205V215H207V216H209ZM213 214L211 215V217H206V219L208 218V219H210L211 218V220H212V218L214 217L213 216ZM230 214V215H229ZM246 214H247V216H246ZM259 214V213H258ZM72 215H73V213H72ZM76 215L77 214H75V217H76ZM109 215V214H108ZM197 215H195L194 217H196ZM199 216V215H198ZM15 217V216H14ZM13 217V218H14ZM72 217V216H71ZM82 217V216H81ZM99 217V216H98ZM156 217V216H155ZM191 217V216H190ZM220 217H218L219 218V220H220ZM229 217H231L232 219H230ZM241 217L243 218V220H240L241 219ZM263 217V216H262ZM7 218V217H6ZM6 218H4L5 220H6ZM18 218V219H19ZM26 218V217H25ZM87 218V217H86ZM146 218V217H145ZM192 218V217H191ZM99 219V218H98ZM207 219V221H209ZM215 219H216V217H215ZM214 219V220H215ZM252 219H250L249 221H251ZM85 220V219H84ZM87 220V219H86ZM99 220H101V219H99ZM146 220H148V218L146 219ZM193 220V219H192ZM210 220V221H211ZM214 220H212V221H214ZM218 220V219H217ZM223 220V221H222ZM263 220H264V217H263ZM98 221V220H97ZM145 221V220H144ZM149 221V220H148ZM188 221H189V219H188ZM187 221V222H188ZM191 221V220H190ZM190 221H189V223H190ZM193 221H195V220H193ZM202 221V222H203ZM248 221V222H249ZM111 222V221H110ZM113 222H115V221H113ZM120 222V221H119ZM161 222V221H160ZM196 222H197V220H196ZM220 222V221H219ZM240 222H242V223H240ZM264 221H262V223H263ZM94 223V222H93ZM117 223V222H116ZM152 223H153V221H152ZM205 223H206V220H205V222H204V225H205ZM214 223V222H213ZM228 223H227V225H228ZM251 223V224H252ZM104 224V223H103ZM195 224V223H194ZM193 224V225H194ZM207 224H209V222L207 223ZM220 224V225H221ZM259 224V223H258ZM264 224V223H263ZM210 225V224H209ZM246 225H247V223H246ZM248 225H250V224H248ZM26 226V225H25ZM95 226V225H94ZM115 226V225H114ZM116 226L118 227L119 225L118 224H116ZM121 226V225H120ZM143 226H147L146 224H143ZM148 226H150V225H148ZM198 226V225H197ZM207 226V225H206ZM211 226H213L212 224H211ZM211 226H208V229L209 230H211L209 227H211ZM251 226V225H250ZM255 226H257V225H255ZM259 226V225H258ZM103 227V226H102ZM105 227V226H104ZM106 227H108V226H106ZM105 227V228H106ZM117 227H115V228H117ZM200 227H202V226H200ZM230 227L232 228V229H230ZM245 227V226H244ZM249 227V226H248ZM247 227V228H248ZM178 228V227H177ZM195 228V227H194ZM202 228H206V227H202ZM247 228H245V231H247L248 229ZM255 228V227H254ZM262 228V227H261ZM261 228H259V229H261ZM263 228H264V225H263ZM147 230V232H146V230ZM187 229V228H186ZM215 229V228H214ZM226 229V228H225ZM243 229V230H242ZM247 229V230H246ZM118 230V229H117ZM116 230V231H117ZM202 230V229H201ZM254 230H256V229H253V231ZM258 230V229H257ZM262 230H264V229H262ZM98 231H100V230H98ZM119 231V230H118ZM212 231V230H211ZM210 231V232H211ZM225 231V230H224ZM252 231V232H253ZM259 231L260 230H258V234H262V233H259ZM200 232H202V231H200ZM226 232H227V230H226ZM240 232V233H241ZM244 232V231H243ZM242 232V233H243ZM247 232H250V230L249 231H247ZM246 232V233H247ZM261 232H263V231H261ZM102 233V232H101ZM224 233V232H223ZM237 233V234H236ZM98 234V233H97ZM248 234V233H247ZM252 235H253V233H251ZM254 234H255V232H254ZM95 235V234H94ZM104 235V234H103ZM222 235H223V237L225 236V239H224V241H226L227 243L225 244L224 243V241L221 239L222 238ZM236 235H237V237L239 238V241H237L238 240V238H235L236 237ZM97 236V235H96ZM204 236L206 237V240L207 239H209V244H207V241L204 243V245L202 244V243H200V242H202V240H203V238H204ZM235 236V237H234ZM242 235H240V237H241ZM249 236H251L250 234H249ZM258 236V235H257ZM264 236V235H263ZM100 237V236H99ZM98 237V238H99ZM233 237H234V239H233ZM243 237L245 238V236L243 235ZM247 237H248V235H247ZM246 237V238H247ZM252 237V236H251ZM38 237H37V239H39ZM104 238V237H103ZM106 238V237H105ZM257 238L259 239V237H255V239L257 240ZM261 238V237H260ZM264 238V237H263ZM107 239V238H106ZM205 239V238H204ZM249 239V238H248ZM250 239H252V238H250ZM109 240V239H108ZM111 240V239H110ZM144 241V243H145V246H144V244H143V241ZM262 240H264V239H262L261 238V241ZM88 241V240H87ZM142 241V243H141V245L143 244V249H141V247L142 246H140V242ZM253 241H254V239H253ZM259 242V241H258ZM263 242V241H262ZM261 243V242H260ZM264 243V242H263ZM148 244V245H147ZM251 244H253L252 243V241H251ZM255 244V243H254ZM147 245V246H146ZM149 245H151V248H152V252L155 254V256L156 257H151V256H149V253H147L146 252V250H148V249H145V247H148ZM213 245V246H212ZM256 245H258V246H262V244H256ZM256 245H254V247H256ZM207 246V248H205ZM260 246V247H261ZM102 247V246H101ZM101 247H100V249H101ZM251 247H253V246H251ZM250 247V248H251ZM259 247V248H260ZM264 247V246H263ZM36 248V249H35ZM262 248V247H261ZM145 249V250H144ZM150 249V248H149ZM102 250V251H103ZM249 250V249H248ZM252 250V249H251ZM258 250L259 249H256V251L258 252ZM262 250V249H261ZM263 251H264V249H263ZM98 252V251H97ZM260 253H261V251H259ZM256 253V252H255ZM254 255V254H253ZM256 255H257V253H256ZM264 255V254H263ZM262 254H259V256H260V258H261V256H263ZM14 256V260L13 261H11V259H12V257ZM22 256H25L26 257V260H27V262H25V263H23V261H22ZM254 257V256H253ZM258 257V256H257ZM256 258V257H255ZM94 259V258H93ZM101 259H99L100 261H101ZM263 260H264V258H262ZM262 259H261V262H263L262 261ZM258 262V263H257ZM93 263V262H92ZM102 263H100V264H102Z\"/></svg>","mask_w":264,"mask_h":264},{"label":"crops","instance_id":"crops-1","mask_svg":"<svg viewBox=\"0 0 264 264\" xmlns=\"http://www.w3.org/2000/svg\"><path fill=\"white\" fill-rule=\"evenodd\" d=\"M206 2L217 8H226V13L233 15L250 14L249 9L256 6L259 8L261 0H206Z\"/></svg>","mask_w":264,"mask_h":264}]
</instances>
